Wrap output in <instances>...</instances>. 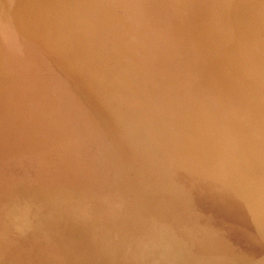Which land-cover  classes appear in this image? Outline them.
<instances>
[{"label":"rangeland","instance_id":"1","mask_svg":"<svg viewBox=\"0 0 264 264\" xmlns=\"http://www.w3.org/2000/svg\"><path fill=\"white\" fill-rule=\"evenodd\" d=\"M4 1L6 2V0H4ZM4 1H1V3H0L1 5L0 6H2V3H3L4 4L3 7L4 8L7 7L8 8L7 10L8 11L11 10L13 13L16 12L15 9H17V11H20L19 7H18V6H20L19 5L20 2L22 3V5L25 4L24 8L26 9L25 11H27V13L26 12H22V14L24 13L23 18L24 17H26L27 19L29 18V20L23 19V20H25L24 22L27 21L26 22L27 24H29L28 22L31 20V18H32V20L35 19V18L36 19L40 18L42 24L40 23V20L38 21V23L43 25V26H40V29L38 27L40 24H34V22L37 23L36 19L34 20V22L30 21L32 23V25L35 26L34 28L31 25V23L29 24V27L25 26L26 24H24V26L22 27V24L20 25V23L18 21V23H19L18 25H20L19 26V30L21 31L22 34L26 33V36L24 34L25 38L28 41L30 39L32 41L33 45H36V44H34L35 41L37 40L35 38L39 39L38 36H40V35L43 36L44 32H45L46 36L45 37L43 36V37L45 38V40L47 39L48 42L46 44L44 39L41 37L43 42H41L42 40L40 41V39H41L40 38L39 41H36V43L37 42L39 43V44L37 43L38 44L37 46H40V45L42 46V44H43V46L46 47V45H49L48 43H50L49 39H51V37L50 38L47 37L48 35L46 34V32L47 31L49 32V30H51V28H53L52 29L53 32L51 30V32H49V36H51V34L55 35V36H52L53 38L55 37L54 39L52 38V40H55L58 37L60 38V36L63 35L62 37L65 38V40L62 39V37H61L60 39L58 38L59 40L56 39L55 40L56 42L55 41H51V43L54 42L53 43L54 47H55V45H57V47H55L57 52L55 51V49H53L54 47H53L52 44L49 45L50 47L52 46V48H50L49 46H47L46 48L44 47V48L46 50H48V53H49V51H51L53 49L55 52L53 53V51H51L50 53L54 54V55L53 54H51V55L54 57L55 54H56V56L59 57L58 59H60V61L63 58L61 53H63L64 56L66 54H68V53H71V56H72L71 58L72 59L78 58L77 60H72L71 61V59L69 60L70 56L66 55L68 57L65 56L62 61L65 62L66 58H67L66 61H68V60L70 61V62L69 61L65 62V63H67L66 65H69L68 66L69 67L68 68L69 72L68 71L65 72L67 68L64 67L65 63L62 62V64L64 63L63 64L64 70L60 69V71H59V68H58V72L59 73L58 72L57 73L59 75L61 73L63 75L65 74V76L68 73L69 76H66L67 82H68V85H70L69 87H70L71 91L73 92L72 94L74 96V99L76 98L75 99V101L77 102L76 104H77V106H79V108L80 107L83 108V106L85 107L83 109L86 110V113L88 114V117H89L88 120L90 119L91 121L89 120L88 132L87 133H84L83 131H82V133L80 132L81 140L79 141L78 145H75L76 147L73 149L75 151V155L79 158V160L81 161L82 164L85 163V161L89 162V168L85 167L87 170L84 171V173L81 174L78 177L79 181L75 180L73 183H67V184L60 183L59 185H54V186L46 185L45 186V185L41 184L40 182H33V181L32 182H28L26 180H21L20 179L21 177H19V175L17 177L18 178L17 180L14 177L13 178L10 177L11 179H9L6 175H4L2 172H0V179H1V181H0V238H1L0 239V245H1L0 250L2 251V253L0 251V264H76V262H77V264H264V236H262V235H264V229H262V230L260 229L261 226H262V228H264V207H261V206H264V200H262V199H264V182H261L262 180H264V174H262V173H264V168H261L262 166H264V160H262L260 162L261 155H264V149H262V148H264V145H261V144H264V141H262V140H264V138H261L262 140L260 141V143L259 142H254V145L252 144L249 147H244V148L241 149V148L236 147L235 144H233L232 140H228L226 138H224L222 140V138L217 136L219 134L214 132L215 134L213 133V136L211 138L212 140L210 139L211 142L209 141V143H207L208 148L210 147L209 149H211V151L207 153V152H204L203 150L193 149L194 146H195L194 142L191 139L185 137V135H184V138H185V140H184V138H181L183 136L179 135L178 132L175 131L176 130L175 128H177V127H181V129H185V128L188 127V123H187L186 119L184 120L182 118L183 115L187 116V118H189V117H193L194 118L195 117L196 119L195 118L194 119L190 118V119H193L195 121L198 119V121H200L199 123L207 124L206 122L208 120L209 114L212 113V111H213L212 108H213L214 105L219 104L223 100L227 101L229 98L231 99L230 96H232V99H233V97L234 98L239 97V99H243L242 96H239L240 92L237 91L238 89L237 90H235V89L231 90L232 86L230 84L232 83L233 85L235 84V86H236V84L239 83V84H237L236 87H242L243 79L244 80H249V81L251 80V78H246L247 76L243 77L239 71L234 70V67L231 66V70L226 72V73H224L225 77L221 78V80H217L218 81L217 84H219L218 87H222V88H220L218 91L214 90L215 86H211V80H210V79H213V78L211 76H209L210 74H209V72H207L208 71V67H206V65H203L201 62L196 61L195 57L198 58V55H195L193 53V47L190 49V43H192V42L187 40V37L185 36V33H184L185 30L181 29V27L184 28V25H185V23H183L182 21L185 20V19L189 20V17L186 16L187 15L186 11H185L186 9H184V7L188 3L187 0H175L174 2H172L171 3L172 4L171 12L170 11L168 12L169 7H168V3L166 2L167 0H143V1L141 0L142 3H141L140 0H131V1L130 0H120V2H119V0H117V2H119L118 5H115L113 0H108V1L107 0H103V1L94 0L93 2H95V3H96V1L98 2L97 4L92 2L94 4V6L98 5L97 6L98 10H96V8L93 5L92 6L94 8L90 5L91 4V2H90L91 0L90 1L88 0L89 5H88L86 0H83L85 2L82 1L81 3H80V0H79V2H78V0H68V1H70L71 4H72V2L73 3L76 2L77 4L76 3L75 4L78 7V9H76L77 8L76 6L73 7L75 4L71 5V4H69V2L67 0H64V1H66L65 2L66 5H64L63 0H59V1L55 0L56 3H54L55 2L54 0H53L54 2L52 0H47V1H50V2H47L48 4L46 3V0H43V1H41V0H35V1L34 0H27V1H29V3L26 2L25 0H19L20 2L17 1L16 2L17 4L15 3L16 0L15 1L14 0L13 1L10 0V2H8V0H7V5H6V3ZM24 1H25V3H24ZM30 1H32V3H30ZM38 1H39V3H38ZM60 1H62L63 3L61 4ZM121 1H123V2H121ZM34 2H36V3H34ZM41 2H43V3H41ZM102 2H105L104 3L105 5L107 4V6H108V7L106 6L107 8L110 7L109 9H110V11L112 13L115 11L113 13L114 15H118V16L120 15V17L117 18L116 16L112 15V13L109 12V9H107L105 7V5H104V7L102 6L103 5ZM129 2L130 3L133 2V3L130 4ZM8 3H11L10 4L11 5V9L10 10H9L10 7H8L10 5ZM84 3L87 4V5H85ZM108 3H110L111 5L110 4L108 5ZM140 3H141V6H142L140 8V10L142 12V13H140V15L141 14H146L148 16V19H145V18L141 19V18H138V17L134 18V17L130 16V12H129L130 7H132V5H135V7H137L138 4L140 5ZM26 4H28V5L30 4V5L28 6ZM44 4H46V5H44ZM56 4H58V5L56 6ZM59 4H61V5H59ZM83 4L86 7L91 6L92 7L91 8L92 11L93 10H96V11H93V12L91 11V13H90L91 9L90 8L86 9V7H84ZM16 5H17V7H16ZM34 5H35V8L33 7ZM36 5L39 6V10H38ZM41 5H43V6H41ZM62 5H64L65 8ZM67 5L69 6L71 12L67 11V10H69ZM80 5L83 7L82 8L83 10L81 9ZM30 6L32 7L31 13L29 11L30 8H31ZM120 6L123 7V9H120L121 8ZM3 7H0V11L2 13L7 12ZM12 7H15L14 8L15 11L13 10ZM21 7H23V6H21ZM219 7H222V5L219 2L218 3H217V1H215L214 3L212 2L211 6H209V9L211 10L210 13L216 12V8H219ZM63 8H64V10H63ZM66 8H67V10H66ZM102 8L103 9L105 8V10H103ZM33 9H35V10H33ZM44 9H45V11L48 9L46 11L47 13H49V10H51V9H52L53 12L50 11L52 13H50V15L48 14V16H46L47 13L44 11L46 14L42 16V13L40 11L43 12ZM80 9H81V11H79ZM84 9L87 10L85 12L86 14L83 12V11H85ZM99 9H100V11H99ZM118 9H119V11H118ZM65 10H66L67 13L64 12ZM75 10L79 11L80 12L79 13L80 16H82V17H80V16L78 17L77 15H74L77 12ZM236 10L238 12L242 11L239 7L236 8ZM34 11H36V12H34ZM59 11L61 12L60 15L63 14V16L56 17L53 13L56 12L55 14L59 15ZM72 11H74V12H72ZM1 12H0V14H1ZM87 12L90 13V15H88L89 17L93 16V15H91L93 13L97 17L94 16L93 19L94 18L95 19L92 20V18H88ZM95 12H96V14H95ZM116 12H118L119 14H117ZM28 13H30L31 15H28ZM35 13H36V15H35ZM71 13H73V14H71ZM83 13H84V15H81ZM108 13L109 14L111 13L112 18H113V16H114V18L113 19L110 18V15ZM25 14H27L28 16L25 15ZM37 14H38V16L41 15L42 17H44V16L45 17L43 19H41L42 18L41 16L39 18H37L38 17ZM52 14L57 19L51 20V19H53ZM68 14L71 16V18H70V16H68ZM164 14L167 16V19L165 18V16H163ZM205 14L206 13H204L202 10H200V12L197 13V22H196L197 30H199V28H203V26H204L203 24L204 23L202 24L201 19L203 21H206V15L207 14L206 15ZM241 14H243V12ZM108 15H109V18H106V16L108 17ZM214 15L213 16L211 15V17H213L215 19L216 17H214ZM13 16H16V15L13 14ZM17 16L19 17L18 13H17ZM17 16H16V18H17ZM72 16H74L73 18H75V19H73ZM83 16L86 17V18L84 19ZM46 17H48L49 19L46 18ZM66 17H68L71 20H69L68 18L66 19ZM77 17L80 18V19H78ZM104 17H105V19H112V20H110L112 22H113V20L115 18H116V20H118V19H120V20H118V22L115 23V25H113V24L111 25L112 22L106 21L104 19ZM121 17L124 20H122ZM153 17H154V19H153ZM60 18H62V19H60ZM81 18L84 21L83 20L80 21ZM72 19H73V21H72ZM89 19H90V21H89ZM165 19L167 20L166 21L167 23L165 22ZM43 20L47 21V25L51 21H53L52 24L53 25L55 24V25L53 26L50 23L49 24V25H51V28H50V26L46 25V21L44 22ZM48 20H50V21H48ZM56 20H59V22H57ZM65 20L68 21V22H65ZM76 20H77V22L80 21V25H79V22L78 23L76 22L77 24L75 23ZM85 20H87V22L89 21L90 23L89 22H88L89 24L85 23L86 22ZM116 20H114V21L116 22ZM215 20L219 21L220 19L218 20L216 18ZM71 21L74 22L73 25L75 24L78 27H75V25L74 26L72 25L73 26L72 27L70 25V24H72ZM91 21L94 23L95 26L93 25V23H92L93 27L90 25ZM101 21H102V23H101ZM119 21L121 23V26H120V24H118ZM43 22H44V24H43ZM69 22H70V24H69ZM124 22H126V23H124ZM175 22H177L179 24V26L181 25L180 26L181 35H177V38H179L178 40H177V38L174 39V43H175L176 47L174 49H172L171 45H170V43L168 41L169 38L166 39V40H165V38H167L170 35L171 31L172 32L175 31L174 30L175 29V25H174ZM220 22L221 21H219V23L215 22V24H219L221 27H223V25ZM0 23L4 26V27H2L4 29V31H6V30L7 31L8 30L12 31V29L14 31L15 27L13 28L11 26L12 25L11 23H8V22L3 21V20H0ZM60 23H61V26H60L61 27V30H60L61 32L58 33L57 31L60 29V27H59ZM65 23H68V25H66ZM56 24L58 26H56ZM62 24H63L64 27H66V28L68 27V28L64 29ZM84 24H86L85 27H84ZM109 24L111 25L112 28H114V30L111 27H109L110 26ZM129 24H131V25H129ZM87 25H90V27H87ZM98 25L101 26V27L104 25L103 26L104 28L103 27H102V29L101 28H97V27H99ZM118 25L123 29V31L120 30L121 28L119 29ZM150 25H151V27H150ZM55 26H56V29L58 27L57 30L55 29ZM128 26H130V27H128ZM179 26L176 25V28H178ZM37 27H38V29H37ZM70 27H71V29H69ZM108 27L110 28V32H109ZM116 27H118L117 30H119L120 34L118 33L117 30H116L117 32H115ZM126 27H128V29ZM24 28H25V30H24ZM31 28H33V29H31ZM76 28H77V30H76ZM80 28H81V30H80ZM83 28H85V30ZM93 28H94V31H93ZM105 28H107L106 29L107 31H105ZM141 28H142V30H141ZM151 28H153V29L151 30ZM30 29L33 30V31H30L31 32L30 33L31 36H30L29 33H27V32H29L28 30H30ZM34 29H36V30H34ZM126 29H127V31H126ZM131 29H133V30H131ZM19 30L16 29V31H19ZM39 30H40V32H39ZM41 30L44 31V32H42ZM62 30H64L65 33H66V31H68L67 34L65 35V33ZM88 30L89 31L92 30L91 32H93V33L89 32ZM99 30H101V32H99L98 35H97L96 33ZM102 30H103L104 33L102 32ZM22 31H26V32H22ZM34 31H36L35 32L36 34L34 33ZM73 31H76V34ZM95 31H97V32H95ZM111 31L113 32V34H112ZM120 31H122V32H120ZM41 32L43 33V35H42ZM69 32L72 33V38H71V34ZM77 32L79 34L81 33L80 35L82 37L85 34H87L88 36L85 35V37H83L84 39L82 37H81L82 39H80V36H79V34ZM128 32L130 33V36H129ZM37 33H39L40 35L37 34ZM68 33H69V35H68ZM102 33H103V35H102ZM105 33L107 35L106 37L108 38V41H107V38L105 37ZM91 34H93L92 37L90 36ZM108 34H110L112 37L111 36L108 37ZM114 34L115 35L119 34V35H118V37L117 36L115 37ZM36 35H38V36H36ZM73 35H74V38H73ZM32 36H34L33 39H32ZM68 36L70 38H68ZM78 36H79L80 40L78 39ZM94 36H96V37H94ZM101 36L105 38V41H107V43L108 42L109 43L107 45V43H105V41L103 40L104 38H102L103 43L105 45L101 42V43H99L101 48L99 47V48L95 49L97 47V45H98L97 43L100 42V40H101V38H99ZM120 36H121V38H120ZM124 36H126L125 38L128 37L129 39H126V40L122 39V37H124ZM86 37L88 39H86ZM110 37H111V39H109ZM198 37H200V39H203L204 35L201 34ZM92 38L94 40L97 38L98 42L95 40L94 43H93V41H90V39L92 40ZM70 39L71 40L73 39L72 40L73 43L76 40L77 45H76V43L73 44L72 42H70L71 41ZM77 39L79 40L78 42H77ZM10 40H12V39H10ZM60 40H63L64 43H66L65 41H68V43H66V45H65ZM83 40L85 42L87 41V42L91 43V45L88 47L87 45H89V44L83 42ZM150 40H152V41H150ZM57 42H58V44H57ZM80 42H81V44H84V43H85V45L87 44L86 46L84 45V47H86V48L88 47V48H90V50H87L88 48L87 49L85 48L86 49L85 50L83 48V45L79 46V48H77L78 49L77 50L76 47L78 45H81V44H79ZM122 42H124V43L122 44ZM131 42H132L134 47L132 46ZM140 42H141L142 45L140 44ZM60 43H61V45H60ZM117 43H118L119 46L117 45ZM126 43L127 44L130 43V44L127 45V47H126ZM134 43H136V44L134 45ZM181 43H185L186 45L188 44L187 45V50H186L188 55H185L183 52H182L183 54H180L178 52L181 49L180 48L182 46ZM67 44H69V45H67ZM70 44H71V50H70V48H68L70 46ZM58 45L60 47L62 46V48H63V45H64L65 46L64 48H65L66 51H68V53H65L66 51H64V48L62 50V48H60ZM137 45H138V47H137ZM140 45H141V48L138 49ZM172 45H174V44H172ZM93 46H96V47L94 48ZM104 46H106V47H104ZM107 46H108L109 49H107ZM110 46L112 47V49H111ZM120 46H122L124 49L126 47L125 51H127L128 54H127V52H124L122 47H120ZM131 46H132V48H131ZM91 47L93 49H95L94 51H96L95 53H97L96 55H98V57L97 56L96 57L98 59L96 57H94L95 54H92V53H94V51L91 53V51L93 50ZM118 47H119V50H118ZM136 47H137V49H134ZM72 48L74 50L76 49V51H74ZM102 48H104V49H102ZM58 49H59L60 54H61V55L58 54L59 56L57 55V53H59ZM104 50H105V52H104ZM106 50H110V51H106ZM113 51L114 52L117 51V53L121 51L122 53L120 52L118 54L117 53L114 54ZM129 51H131V53ZM86 52H87V55H86ZM101 52H102V54H101ZM81 53H83L84 55L80 56ZM109 53L110 54L112 53L111 56H112L113 60L111 59V56L109 55ZM99 54H101V55H99ZM91 55H93V56H91ZM102 55L105 58H106V56L109 55L106 58V60L108 58L109 59L107 61L106 60L103 61L102 60V58H103ZM61 56H62V58H61ZM99 56H101V57H99ZM113 56L115 57V60H114ZM136 56H139L138 59L136 58ZM80 57L82 58V61L79 60ZM83 57H85V58H83ZM90 57H91V60H93V62L90 61ZM93 57L96 58L97 60L93 59ZM117 57L119 58V60H118ZM133 59H135V60L137 59V62L134 61ZM78 60L81 63H78ZM85 60H88V62L85 61ZM120 60H121L122 63L120 62ZM185 60H187V61H185ZM74 61H76V62H74ZM94 61H99V63L96 62V65L98 64V66H96L94 64L95 63ZM108 61L110 63H108ZM124 61L126 63L125 64L126 66L123 64ZM139 61H140V63H139ZM191 61H192V65L189 66L187 63L191 62ZM73 62H74V64H73ZM92 63H93V65L96 68L94 66L93 67L91 66ZM103 63H104V65H102ZM111 63H112V65H110ZM119 63H120V65H119ZM85 64H86L87 67L85 66ZM100 64L104 68H108L109 72H106L107 70L106 69L104 70V68L101 67ZM70 65H71V67H70ZM99 65H100L101 68L99 67ZM73 66H76L78 68L73 67ZM164 66H166L167 68L164 69L165 68ZM85 67H86V70L88 68V70L86 72H85ZM70 68H72L73 71L70 70ZM75 68L78 69L79 71L82 70L80 72L81 74H79V72H77L78 70H76ZM110 68H113V69H110ZM95 69L97 70V73H96ZM101 69H103V71H101ZM116 69H117V71H116ZM75 70H76V72H75ZM91 70L93 71V74L91 73L92 75H94V74L96 75L99 72H101V73H103V72L105 73L106 72L105 75H104V73L102 74L106 78L104 76H103V78L100 77V76H102V75H100L101 73L99 74L100 78L98 77V75H96L97 77L91 75L93 78L92 77H87V76H90L89 71H91ZM71 72H72V74H71ZM83 72H85V73H83ZM73 73H74V75H73ZM87 73H89V74L87 75ZM108 73H110V74H108ZM261 73L257 77V79H259V80H260V77H261ZM8 74L10 76V73H7L6 75H8ZM82 75H84V76L82 77ZM119 75H121V76H119ZM162 75L163 76H167V78H169L167 80H168V83L171 86L175 85L174 87L176 88V91L174 92V94H176V96H177V97L175 96V98L177 99L179 97L180 98V102L177 101L178 99L177 100L175 99L177 101V103L174 104L173 106L176 109H174V107H171L172 104L171 105L168 104L169 107L166 106V105H163V108L166 109V111H164L163 108H162V110L164 111V114H165V112L168 114L167 111H170V109H171L172 112H170V113L172 115H168L167 117H163L162 118V119H165V118L167 119V120L165 119L166 123L164 121H162V119H161L162 124L161 123L159 124L160 120H159L158 123L156 122V124H155L154 122H152V120L155 121V119L151 118L152 115H153V113H151V112L155 113L156 111L153 110V109H156V108H153V107H157L158 108V106H159V104L161 102H159V100L157 99L158 94H157L156 89L158 87L157 88L154 87V85L151 84L152 81L149 80L147 77L153 78L154 82H157L158 78H160V76H162ZM9 76H7V77H9ZM73 76L77 77L78 81L77 80L73 81L74 79H76ZM70 77H73V79L70 78ZM86 77L87 78H91V80H93V79L95 80V81H92V82L89 80L91 82V83L89 82L91 84V86L94 85V83L96 85L97 82H98V84H101V86L99 85L100 92L101 91L104 92V90L106 89L104 87L105 89L103 90V88H102V86H104L103 84L105 83V86L107 87V86H109L108 83L110 81V82H112L111 83L112 86L110 85L111 88H110V86L107 88L108 89L107 92H109L110 95L111 94L113 95L116 92H118L116 90L119 87V89H120L119 93L120 94L116 93L114 96L117 97V98L116 99H115V97H113V99L111 98V101H112L111 102L109 97H112V96H109L107 92H104V93L101 92V94H98L99 93L98 92L99 91V87L95 86V85L93 87H91V86L89 87L90 84L88 83V81H86ZM97 78L100 79L101 81L100 80L96 81ZM111 79H114L115 82L112 81ZM255 79H256V77H255ZM104 80H106V82H104ZM81 81H83V82L86 81V83L84 84ZM74 82L76 84L79 83V85L81 83V85H83V87L81 85H80V87H82V88L78 87L77 86L78 84L76 85ZM116 82H117V84H116ZM147 82H149V86L150 87L148 86ZM113 84H115V85H113ZM113 86L115 88H117V89H115V91H116L115 93L113 92L114 91V87ZM95 87L96 88L98 87L97 88V92H98L97 94L95 92L96 89H93ZM151 87H152V89H151ZM112 88H113V90H112ZM142 90L148 91L147 94H148L149 97L151 96L152 101H153V103L150 104V106H148L146 109H144L146 107V106H144V105H146L144 103H146V102L144 100L145 98L142 97V96H144V92ZM138 93H139V95H138ZM93 94H95V95H93ZM117 95L120 97V100L118 99ZM242 95H245V94H242ZM137 96H139V97L141 96L142 98H140V99H143V100L141 101ZM124 97L126 99H128L130 104H126V103H128L127 100H126V103L123 104L124 101H125ZM122 98H124V101H123ZM135 98H138V99H135ZM107 99H109L110 102ZM121 99H122L123 103H121ZM136 100H139V101L137 102ZM143 101H144V103H143ZM79 102H81V103H79ZM158 102H159V104H157ZM137 103H138V105H137ZM141 103H143V105ZM178 103H179V106H177ZM0 104H1V101H0ZM131 104H133V106H130ZM161 105H162V103L160 104V107H161ZM151 106H152V109H151ZM203 106L205 108H203ZM132 107H134V108L132 109ZM178 107H179L180 112L181 113L184 112L185 114L181 115V114L177 113ZM137 108H140L139 111L137 110ZM150 109H151V112H149ZM146 110H148V111H146ZM198 110H200V111H198ZM1 112H2V114H1ZM1 112H0V114L3 116V120H4L9 115L8 114V108L3 110V111L1 110ZM140 112H141V117H140V114H139ZM146 112H147L148 118H144L143 121H145V123L147 125L144 126V129H143V125H145V124H143L144 122L142 121L141 118H143L142 115L144 113H146ZM148 112L150 113L151 117H150V115H148ZM201 112H203V113H201ZM4 114H6L7 116L5 117ZM120 114H121V117H120ZM167 114H165V115H167ZM1 115H0V118L2 119ZM138 116H139V119L142 122V124L140 123L141 126L138 123V121H139ZM143 116L145 117L146 115H143ZM174 116L176 117V119H175ZM149 117H150V119H149ZM9 118H10V116L7 117V119H5L4 122L6 120L8 121ZM150 120L153 123V125L155 124L154 125L155 128H157V130L156 129L153 130L154 133L152 132L154 135L158 134L157 136H155V137L158 138L157 140H156L155 137H154V139L153 138L149 139V138H151V134H152L150 132V131H152L151 128H154V127H152V123L150 122ZM169 120H170V122H169ZM182 121H184V122L182 123ZM150 123H151V128L148 127V126H150ZM167 123H168V126H167ZM178 123H179V125H178ZM185 123L187 124L186 126L184 125ZM181 125H183V126H181ZM125 126H127V127H125ZM145 127H147L148 132H147ZM159 127L164 129V130H162V129L160 130ZM168 127H169V130H171V131L174 130L176 132V133H174V135H176L175 136L176 138H174L172 136L175 139L176 142H178V140L179 141L183 140L184 142L181 141V142H178L176 144L175 141L171 140L173 138L171 137V134L168 131ZM182 127H184V128H182ZM86 131H87V129H86ZM156 131H157V133H155ZM165 131L167 132V134L164 133ZM177 131H179L181 133L179 128H177ZM146 133H148V134H146ZM149 134H150V136H149ZM165 134H166L167 137L165 136ZM109 135H113L115 138H110L109 139V137H108ZM177 137L180 138V139H178ZM159 138H160V140H159ZM113 139L116 140V143H114L112 141ZM168 139H169V141H168ZM150 140H154V141H150ZM156 141H158L159 144L161 142V144H160L161 146ZM187 141H188V143H187ZM149 142H150L151 145L149 144ZM153 142H155V143H153ZM182 143L183 144L185 143V145H183ZM162 145L167 146V147H169V145H171L173 147L170 146L171 149H170V147H169V149H167V147H166L165 148L166 150H165ZM256 145H257V147L259 145H261V146H259V149L262 147L260 149L261 151L260 150L256 151V148H257ZM174 146L176 147V149L177 148L179 149V147L181 146V149H179L180 151L178 149H177L178 151L173 150L174 153H175V151H176V153L178 152V154H176L177 156L172 153V149L174 148ZM252 146H254L252 149H254L257 154L260 151V153L258 154V156L260 155V157H258L256 155V153H254L255 155H251L253 152H255V151H252V149L250 151H247ZM189 148L192 151H195L198 154H194V152H191ZM40 150H42V149H40ZM164 150L166 152H168L167 154L170 153L169 155L171 157L172 156L174 157V155L176 156V158L179 157L177 159H175L173 157L171 158L172 161L174 159V164L171 165V163H173V162L170 161V158H168L170 156L165 154L166 152ZM218 151H222V152H218ZM179 152L182 153L183 155L180 154ZM186 153L187 154L188 153L191 154L190 155L191 157L189 156V154L187 155L188 160H190L189 162L193 163L192 162L193 160H194V162L196 160H198V161H196L193 164L190 163V167L188 165L189 162L187 161L186 156H185ZM163 154H164V156H163ZM193 154H194V156H193ZM181 155H182V157H184V156L185 157L182 158ZM197 155H199L198 156L199 159H196ZM3 156H5V154ZM193 157H195V159H193ZM178 159H179V161H180V159H182L181 160L182 163H183V160L186 159L185 162L187 161V163H188V164L186 163L188 165V166H185V167H187L186 169L183 170V168H180V169L183 170L184 173L182 172V170L174 171V170H176L175 168L178 167V164L183 165L181 163V161L179 163L176 162V161H178ZM191 159H193V160H191ZM254 159H256V160H254ZM262 159H264V156H262ZM224 160H226V161H224ZM166 161H167V163L170 161L171 162V163H169L170 165L169 164L166 165ZM216 161H217V163H216ZM200 162H203V163H200ZM223 162H225V163H223ZM231 163L234 166H231L232 165ZM239 163H242L241 166L242 165L243 166L241 167L239 165ZM5 164L6 165L9 164L8 168L10 167V163H8L6 160H4L3 158L0 157V165H2V167H3ZM175 164H177V165H175ZM196 164L198 165V167H200V169L198 168V170H199L198 175H196L197 171H195V170H197V168H196L197 165ZM213 164L214 165L218 164L219 167L217 168V166H215V168H214ZM224 164H227V165H224ZM173 165H175L174 168L171 167ZM210 165L212 166V168H210L211 167ZM165 166H166V168H165ZM224 166H225V168H224ZM180 167H182V166H180ZM194 167H195V170H194ZM213 168H214V171H213ZM229 168L231 169V171H230ZM19 169L22 170L21 167H19ZM23 169H24V167H23ZM26 169L28 171L30 170V172L32 171V169L28 165H26ZM171 169H172V171H170ZM203 169H205V170L203 172L204 174L202 175L201 172L203 171ZM249 169H251V170H249ZM222 170H224V172ZM243 170H244V173H243ZM187 171L189 173L188 175L191 174L190 172H192L191 175H193L195 173V175L197 176L199 181H198V179L196 180V178L194 179L195 175H193V177H191V175L188 176L187 173H186ZM209 171H211V172H209ZM170 172L172 174H170ZM175 172L176 173L178 172V174L180 173V175L184 174L183 175L184 177L178 175V176L182 177L184 181L182 179L181 180L178 179L180 181V183H179V181H177V178H176L178 176L176 175ZM215 173H217V174H215ZM245 173H246V175H245ZM219 174H222V175H219ZM225 174L226 175L228 174L230 176H226ZM1 175H2V177H1ZM175 175H176V177H173ZM210 175H211V177H210ZM217 175H218V177H217ZM223 175L227 177L228 181L224 180V179H226V177H224ZM236 175H237V179H236ZM243 175H245V176L243 177ZM185 176L186 177L188 176L187 177L188 181L185 180V178H186ZM167 177L169 179H167ZM171 177L174 178V180L176 178L175 181L172 180L173 184L170 183L171 179H172ZM180 177H178V178H180ZM189 177H191V178H189ZM228 177L230 178V180H229ZM159 178H160V180H158ZM222 178H224V179H222ZM239 178H242V179H239ZM189 179L192 182L189 181ZM218 179L221 182H219ZM9 180H11V182H9ZM13 180H14V182H13ZM205 180H206V182H205ZM239 180L240 181L242 180V181L240 182ZM231 181H232L233 185L231 184ZM159 182L162 183L163 185L159 186L160 185ZM188 182L189 183L191 182L192 185L191 184L189 185ZM207 182H209L208 184H211V185L213 184L212 185L213 188L215 187L214 189L217 190V191H215L211 187V189L213 191L218 192L216 194H215V192L214 193L212 192V194H213L212 196H214V197L216 196L215 198L217 199V201H219L218 202L219 204H217V203H215L216 205L214 204L216 199H213L214 197L211 196V191L212 190L210 189V186H208ZM217 182H218V185H217ZM233 182H236L237 184L233 183ZM242 182H244V183L242 184ZM248 182H249V184H247ZM177 183H179L181 185H179ZM183 183H184V185H183ZM195 183L197 184L196 186H195ZM239 183H240V185H239ZM203 184H207V185H203ZM220 184H221V187H220ZM235 184H236V186H234ZM173 185H175V186H173ZM187 185L190 186L191 188L192 187H195V188L194 189L192 188L191 191L189 190V191L185 192V190H186L185 188H186ZM19 186H20L21 190H23V188H24L27 191L25 190V193H22L24 191L20 192V188H18ZM30 186H31V188H30ZM35 186H36L37 189L34 188ZM166 186H167V188H166ZM180 186H181V188H180ZM226 186H227V188H226ZM190 187H188V188L190 189ZM201 187L202 188L204 187L203 188L204 190ZM207 187H209L208 189H210V190H206ZM223 187H225L227 189V190L225 189V192L226 191L229 192V193L231 192L230 195L227 194V192H226V194H224L225 192H223V194H222V189L224 191ZM233 187H234V189H233ZM42 188H43V191L45 193L42 191ZM188 188H187V190H188ZM34 189H36V190H34ZM49 189H51V191ZM174 189H176V190H174ZM180 189H182V190H180ZM200 189H201V191H200ZM229 189H231V190H229ZM244 189H245V191H244ZM258 189H260V192L258 191ZM45 190L46 191L49 190V191L46 192ZM56 190H58V191L61 190L59 192H60V194L62 192L63 193L62 195H64V196H67L70 193L71 194L73 193V195H72L73 198H72V196H70L71 194L69 195L70 197L67 196V198H70L71 201H73V202L69 203L71 205H69V204L64 202L65 204L63 203L62 207L65 206V208H62V207H59L60 203L57 204L56 201L52 202L51 200H49L50 202L49 201L47 202V199H50L49 195L52 194V193H56L55 192ZM66 190H69L70 193L67 194L66 192H68V191H66ZM70 190H72V191H70ZM159 190H161V191H159ZM165 190H166V192H165ZM192 190H193V192H192ZM36 191L38 192V194L41 192L42 193L41 196H39L40 194L38 195ZM63 191L64 192L66 191V192L64 193ZM79 191H81V193H83V197L81 196L82 194ZM198 191H200V193H197ZM219 191H221V192H219ZM242 191H243V193H242ZM18 192L20 193V195H19ZM31 192H32L33 195L31 194ZM34 192L36 193L37 196L35 195ZM194 192H196V193H194ZM201 192H203L202 193L203 197H200L201 196ZM204 192L207 193L208 195L209 194L210 195L204 197V195H207ZM232 192H233V196L235 195L234 197H236V198L231 196ZM47 193H49V194H47ZM184 193H186L189 196H187L186 194L184 195ZM24 194H26V196L27 195L29 196L30 194L31 195L28 198V196L26 197ZM76 194L77 195L81 194L80 195L81 197L80 196H76ZM182 194H183L184 197H181ZM195 194L197 196H195ZM245 194H246V196H245ZM42 195H44L46 197L44 198V196H42ZM198 195H199V197L201 199L197 198ZM15 196H16V198H15ZM31 196L33 198L30 199ZM160 196H161V198L159 199ZM221 196H223V197H221ZM37 197L38 198L40 197L39 199H41V197H43L42 200H41L43 202H40V203L38 202L39 204H37V202H34V200L32 201V199L37 198ZM188 197L192 198V200H193L192 203L193 202L195 203V201H196L197 204L199 203V205L194 204V203H193V205H192V203L190 204L191 200H190L189 203L184 204V203L188 202L187 201ZM206 197H207V199H205ZM217 197H219V198H217ZM225 197H226V199H225ZM227 197H229V199L232 197L231 198V202L233 201V204L232 203H230V204H232V206L235 209L233 208V210H232V207L230 208L231 205L228 204L230 202V200L227 199ZM21 198H22V200H21L22 203H20V199ZM63 198H65V197H63ZM190 198H188V199H190ZM222 198H224V200ZM233 198L235 199V201L233 200ZM146 199L147 200L149 199L148 202H146L147 201ZM183 199H186V202H184ZM195 199H197V200L199 199L200 201L203 200L202 201L203 204H205V203L206 204L205 205H203V204L200 205L201 202L199 200L197 201ZM204 199L207 202L210 199H212L211 200L212 202L209 201L210 203H207L206 201H204ZM241 199H242V201L243 200L244 201L242 202ZM246 199H248L249 202ZM9 200H10V202H9ZM159 200L162 201V203H160L162 205H159V202H160ZM228 200H229V202L226 203ZM238 200H239V202L241 201L240 204L241 203H243V204L245 203L246 206H244L245 204L244 205L243 204H241V205L237 204V203H239V202H237ZM15 201H16V203L18 202V204H19V205L17 204L16 207H15V204H14ZM29 201H30V204H29ZM83 201H84L85 204L84 203L81 204V202H83ZM163 201L165 202V204H163ZM33 202L36 203V204H32ZM44 202L50 203V207L49 208L52 209V210H49V208H48L49 204L48 205H47V203L44 204ZM222 202H223V204H221ZM11 203L14 206H12ZM53 203H56L57 205L54 204L55 205L54 206ZM150 203H152V204H150ZM224 203L226 205H228V206H226ZM234 203H235V205H234ZM20 204H22V206ZM23 204H24V206H23ZM78 204H80L81 207ZM207 204H209L210 206L209 205L207 206ZM220 204H221V207H220ZM247 204H248V207H247ZM35 205H36V207L38 206V208H36ZM42 205H43V207L45 206V208H43ZM51 205H53V208H51L52 207ZM74 205H75V207H74ZM77 205L80 208H82V210L79 207H77ZM157 205L159 206V208H158ZM202 205L205 206V208L203 207V210L205 212L203 210H201L202 209ZM212 205H213V207L216 206L213 210L211 209ZM217 205H219V207ZM223 205H225L226 207L230 208L231 211L236 210V213H238L239 209H240L239 211L241 212V207L243 208V210H245V213H246V211H248V213L250 214L251 218L253 219L252 221H254L255 224H256L255 226H253L254 225L253 223H251V222L249 223L254 228H257V231H255V229H254L255 237H252V238H250V237H238V238L234 237V236H232L231 234H229L227 232V230L224 228V226H220V224H217L218 220L217 221L216 220H212V219H216V218L218 219V217H219V220H220V218H221V216L219 215L220 213H221L222 216L224 214H225L224 216H226V215H229L231 213V212H229L230 209L227 210L228 208H226ZM56 206H57V209H60V210L62 209L61 211L63 213V217H62V213L59 210L57 211ZM70 206H72L73 208L70 207ZM163 206H166V207H163ZM172 206H173L174 209L171 208ZM184 206L187 207V208H185ZM193 206H198V207L201 206V207H199L201 213H198L199 212V208H197V207H195L196 209L195 208H190V209L188 208V207H193ZM206 206L208 208H206ZM254 206H255V208H254ZM67 207H69V209H66ZM217 207L220 208L221 211L225 210V208H226L227 211L226 212L224 211V214H223L222 213L223 211L222 212L219 211ZM33 208L36 209V210H38V209L39 210L36 212V210H33ZM47 208H48L49 211H52L53 213L49 212L47 210ZM175 208H177V211H176ZM209 208H210V211L208 210ZM222 208H224V209H222ZM237 208H238V210H237ZM11 209H13V210L15 209V214L12 213V215L14 214L13 216H18L19 217L20 214H21L20 217L23 216L22 218L19 217L22 220V221H20V223L22 222L21 224L18 223V225L20 224L19 227H18V225H15L16 223H14V222H17V221L19 222V220H18L19 218L16 219V221H15V218H17V217L11 216L12 219L9 217L11 211H13ZM20 209H22V210H20ZM27 209H28V211H27ZM30 209H32V210H30ZM41 209H43V210H41ZM44 209H46V211H44ZM53 209H55V210H53ZM64 209H65V213H64ZM70 209L71 210L74 209L72 211V213L75 212L74 217H72L73 216L72 213L68 212V210H70ZM83 209H84V211H86L85 213H84ZM186 209H187V211L195 209L194 211H196V213L193 211V214L191 215L190 213L192 211H190V212L186 211L187 214L184 213V214H186V215H184L183 212H185ZM197 209H198V211H197ZM71 210H70V212H71ZM77 210L79 211V213H78ZM211 210H212V212L219 211V213L216 212V213L213 214L211 212ZM23 211L27 212L26 213L27 215ZM32 211L34 213H36V214L34 215ZM156 211L157 212L159 211L158 212L159 216L156 215L157 214ZM165 211H167V212H165ZM8 212H9V214H8ZM45 212H46V214H47V212H49L48 215H47L48 217L44 216V215H46ZM55 212H58V213H55ZM59 212H60V214H59ZM76 212H77V215H76ZM80 212L83 215H80ZM202 212H204V213H202ZM206 212L209 215H207ZM208 212H210V213H208ZM227 212L229 214H226ZM234 212H232L231 214L232 215L235 214ZM16 213L18 215H16ZM41 213H42V215H41ZM52 214H54V216ZM70 214H72L71 217L69 216ZM129 214H130V216H129ZM216 214L218 215V217H216L217 216ZM6 215L8 216L9 220H8ZM31 215L32 216L34 215L36 217H31ZM64 215H65V218H64ZM75 215H76V217H75ZM78 215H80L79 217H82V218H79ZM160 215H162L163 217L161 216V218H160ZM169 215H171V216H169ZM174 215H176L177 217L174 218ZM190 215H191V217H190ZM232 215H230V216H232ZM27 216H29L30 218L27 217ZM41 216L43 217V219H41L42 218ZM49 216H51L52 219ZM181 216H183V217H181ZM192 216H194L195 219L192 218ZM204 216H206V217H204ZM213 216H215V218ZM234 216H232V217H234ZM236 216L237 217L240 216V213H238ZM247 216H249V215L247 214ZM53 217L54 218L57 217V219H56L57 222H55V220H54V222L52 221L54 219ZM59 217L61 218V220H59ZM68 217L72 218L73 222L72 221H70V222L67 221ZM127 217H128V219H127ZM164 217L167 218V221L169 223L165 221L166 219ZM257 217H260L261 219L259 220V218H257ZM31 218H32V220H33V222L35 224L31 221ZM77 218H79V219H77ZM120 218H122V219H120ZM178 218H179L180 222H179ZM181 218L183 219V221H181L182 220ZM190 218L192 219V221H190L191 220ZM23 219H24V221H23ZM27 219L28 220L30 219L29 220L30 222H28ZM49 219H51V221ZM175 219H177L178 221L175 220ZM26 220H27V222H26ZM35 220H37V221L35 222ZM45 220H47V221L49 220L50 221V222L48 221L49 223H51L50 227L48 226L49 228L47 227L48 224H46L48 222L45 221ZM172 220H175V222H173ZM123 221H125V222H123ZM214 221H216V222H214ZM120 222H122L123 224L120 223ZM170 222L172 224H170ZM41 223L42 224L44 223V224L40 225ZM54 223L56 224V227L54 226L55 225ZM71 223H73V224H71ZM30 224L32 226L37 224L36 226H38V227L35 228V226H33L34 228L32 229V226L30 227ZM76 224H78V225H76ZM25 225H26L27 228L25 227ZM27 225H29V226H27ZM44 225H46L45 228L47 227V229H49L48 231L44 230L45 228L42 229V226L44 227ZM4 226H6L9 229H7ZM93 226H94V228H93ZM119 226H120V229H119ZM20 227L22 228V232L19 231L21 229ZM84 228H85V230H84ZM34 229H35V231H34ZM50 229H51V231H50ZM86 230H87V232H86ZM88 230L90 232H92V233H90V232L88 233ZM23 231L26 232V233H24ZM41 231H43L42 232L43 235H42ZM45 231H47V234L46 233L44 234ZM9 232H11L12 234L11 233L9 234ZM28 232H29V234H31L32 232L33 233L40 232L42 237L43 236L49 237L48 238L49 240L47 242L44 239H40V238L36 239V237H34L35 235L34 236H32V235L29 236ZM83 232H84V234H83ZM258 232H260V233H258ZM1 233L4 234V236ZM48 233H50V234L52 233V234L50 235ZM76 233H78V234H76ZM251 234H253V233H251ZM249 236H251V235H249ZM13 237H14V239H13ZM19 237H21V238L25 237L26 240H25V238L22 240ZM74 237H75V241H74ZM81 238H83V239H81ZM4 239H5V241H3ZM8 239H10L11 242ZM42 240L46 241L47 243H44V242L42 243ZM1 241H3V242H1ZM87 241L89 242V245H88ZM12 243H13V245H12ZM19 251H20V253H19ZM38 251H39V253H38ZM192 256H195V257H192ZM188 260H189V262H188ZM190 260H191V262H190ZM196 260H197V263H195ZM5 261H6V263H5ZM78 261H80V262H78Z\"/></svg>","mask_w":264,"mask_h":264},{"label":"bare ground","instance_id":"2","mask_svg":"<svg viewBox=\"0 0 264 264\" xmlns=\"http://www.w3.org/2000/svg\"><path fill=\"white\" fill-rule=\"evenodd\" d=\"M1 1H4V0H1ZM1 1H0V3H1ZM13 1V0H12ZM15 1V0H14ZM17 1H19V0H16L15 1V3L17 2ZM26 2H28L29 3V1H27V0H25ZM25 1H24V3H25ZM35 1V0H34ZM41 1H43V0H41ZM53 1V0H52ZM55 1V0H54ZM53 1V2H54ZM59 1V0H58ZM68 1V0H67ZM83 0H80V3L82 2ZM87 1V3H88V0H86ZM90 1V0H89ZM94 0H91L90 2H91V6L93 5L94 6V4L93 3H95V2H93ZM97 1H100V0H97ZM96 1V3L95 4H97L98 2ZM101 1H103V0H101ZM108 1V0H107ZM114 1V4L115 5H118V3L120 2V0H119V2H117V0L115 1V0H113ZM131 1V0H130ZM141 1V0H140ZM143 1V0H142ZM142 1H141V3H142ZM215 1H217V3L219 2L218 0H212V2L214 3ZM5 2V1H4ZM8 2H10V0H8ZM20 2V1H19ZM23 2V1H22ZM37 2V1H36ZM36 2H34V3H36ZM47 2H50V1H47L46 0V3ZM61 2V4L64 2V5H66L65 4V2L66 1H64L63 0V2L62 1H60ZM59 2V3H60ZM69 2V4H71L70 3V1H68ZM72 2V1H71ZM75 2V1H74ZM78 2H79V0H78ZM83 2H85V1H83ZM93 2V3H92ZM106 2V1H105ZM105 2H102L103 3V7H104V3ZM121 2H123V1H121ZM136 2V1H135ZM210 2V1H209ZM6 5H7V0H6ZM30 3H32V1H30ZM38 3H39V1H38ZM41 3H43V2H41ZM54 3H56V1L54 2ZM76 3V2H75ZM75 3H73L72 2V4H75ZM101 3V2H100ZM130 3V2H129ZM133 3V2H132ZM132 3H130V4H132ZM141 3H140V5L138 4L137 5V7H135V5H132V7H130V10H129V12H130V16L131 17H134V18H145V19H148V16L146 15V14H141L140 15V13H142L141 12V10H140V8L142 7L141 6ZM220 3V2H219ZM9 5L11 4V3H8ZM14 4V3H13ZM12 4V5H13ZM17 4V3H16ZM48 4V3H47ZM61 4H59V5H61ZM71 4V5H72ZM77 4V3H76ZM76 4L73 6V7H75L76 6ZM85 4V3H84ZM83 4V5H84ZM110 3H108V5H109ZM129 4V5H130ZM136 4V3H135ZM221 4V3H220ZM1 5V4H0ZM20 6H18L19 7V10L20 11H17V9H15L16 10V12H12L10 9H11V5L10 6H8V7H10L9 8V10L10 11H8L7 9V7L6 8H4L3 6H4V4L2 3V6H0V7H3L7 12H5V13H2L1 11V14H0V20H3V21H6V22H8V23H11L10 25L14 28V31H13V29H12V31H4V29L2 28V27H4L1 23H0V101H1V104H0V112H1V110L3 111V110H5V109H7L8 108V116L6 115V114H4V116L6 117H9L10 116V118H9V120L7 121H5L4 122V120L5 119H7V117L3 120V116L1 115L2 114V112H1V116H2V119L0 118V157L1 158H3L4 160H6L8 163H10V167L8 168V165L9 164H5L3 167H2V165H0V172H2L4 175H6L9 179H11V178H15L16 180L18 179L17 177H18V175H19V177H21L20 179L21 180H26V181H28V182H40L41 184H43V185H48V186H54V185H59L60 183H64V184H67V183H73L75 180L76 181H79V176L81 175V174H83L84 173V171H86L87 169L85 168V167H88L89 168V162H87V161H85V163H81V161L79 160V158L75 155V151L73 150L76 146L75 145H78V143H79V141L81 140V135H80V132L82 133V131L84 132V133H87L88 132V129H89V120H88V114L86 113V110H84L83 108H85L83 105V108H79V106H77V102L75 101V99H74V96H73V92L71 91V89H70V85H68V82H67V78H66V76H69L68 75V73L66 74V76H65V74L63 75L62 73L59 75L58 73V68H59V71H60V69H62V70H64V68H63V64L65 63V62H68L70 59H71V61L72 60H77L78 58H74V59H72L71 57V53H68V51H66L65 50V46L63 45V48H64V51H66L65 53H68V54H66V55H68V56H70V58H69V60L68 61H66L67 60V58H66V60H65V62L64 61H62L63 59H64V57L66 56H64L63 55V53H61L62 54V56H63V58H62V56H61V61H60V59H58L59 57H57L56 56V54H55V56L53 57L51 54H53L55 51H56V48L55 47H57V45H55V47H54V42H52L51 43V41H55L56 39H58V38H56L55 40H52V36H55V35H52L51 34V36H49V32H51V30L53 29V28H51V25H49L50 23L52 24V22L53 21H51V22H49V24L47 25V21L46 20H43L44 22L46 21V25L47 26H50V28H51V30H49V32L47 31L46 32V34L48 35L47 37H51V39H49L50 40V43H48L49 45H53V49H55V51L52 49H50V48H52V46L50 47L49 45H46V47L47 46H49L48 48L51 50V51H53V53H50L51 51H49V53H48V50H46L45 48V46H43V44H42V46L40 45V46H37L38 44L36 43V41H39V39L42 37L43 39H44V41H45V43L47 44V39L45 40V32L44 31H42V32H44V35H43V33H42V35L44 36H41L39 33H37V34H39L40 36H38V35H36V36H38L39 37V39L38 38H35V39H37L36 41H35V43L34 44H36V45H33V43H32V41L29 39V41L25 38V36H26V33H24L25 34V36H24V34H22L21 33V31L19 30V26L22 24V27L24 26V24H26L25 26H28L29 27V24L31 23L30 21H32V22H34V20L36 19H33L32 20V18H31V20L28 22L29 24H27L26 22H24L25 20H23V19H27L26 17H24L23 18V16H24V13L22 14V12H26L27 13V11H25L26 9L24 8V5H22V3L20 2V4H19ZM26 5H28V4H26ZM30 5V4H29ZM28 5V6H29ZM33 5V4H32ZM40 5V4H39ZM44 5H46V4H44ZM58 4H56V6H57ZM64 5H62V6H64ZM82 5V4H81ZM80 5V6H81ZM85 5H87V4H85ZM84 5V7H86ZM88 5H89V3H88ZM111 5V4H110ZM217 5V4H216ZM21 6H23V7H21ZM37 6V5H36ZM41 6H43V5H41ZM40 6V7H41ZM49 6V5H48ZM55 6V7H56ZM79 6V7H80ZM91 6H89V7H86V9H88V8H92ZM97 6L98 5H96V6H94L95 8H96V10H98L97 9ZM107 6V4L105 5V7ZM16 7H17V5H16ZM31 7V6H30ZM34 8H35V5L33 6ZM46 7V6H45ZM51 7V6H50ZM49 7V8H50ZM53 7V6H52ZM61 7V6H60ZM59 7V8H60ZM67 7L69 8V6L67 5ZM77 7V6H76ZM93 7V8H94ZM108 7V6H107ZM106 7V8H107ZM121 7V6H120ZM128 7V6H127ZM13 8V10H14V8L15 7H12ZM37 8H38V10H39V6H37ZM42 8V7H41ZM58 8V7H57ZM64 8H65V6H64ZM64 8H63V10H64ZM83 7L81 6V9H82ZM100 8V7H99ZM110 8V7H109ZM109 8H107V9H109ZM116 8V7H115ZM118 8V7H117ZM29 9V8H28ZM27 9V10H28ZM61 9V8H60ZM73 9V8H72ZM76 9H78V7L76 8ZM81 9L79 10V11H81ZM103 9V8H102ZM120 9H123V7H121ZM14 10V11H15ZM33 10H35V9H33ZM42 10V9H41ZM48 10V9H47ZM46 10V11H47ZM56 10V9H55ZM59 10V9H58ZM62 10V11H63ZM66 10H67V8H66ZM66 10L64 11V12H66ZM83 10V9H82ZM85 10V9H84ZM96 10H93V11H96ZM103 10H105V8L103 9ZM30 13H31V11H32V7L30 8ZM37 11V10H36ZM36 11H34V12H36ZM45 11V9L43 10V12ZM45 11V12H46ZM50 11H52V9L51 10H49V13H47V15L46 16H48V14L50 15V13H52V12H50ZM67 11H70L71 12V10H70V8H69V10H67ZM75 11H77V10H75ZM79 11H77L74 15H77L78 17L80 16V12ZM87 10H85V11H83L84 13L86 12ZM89 11V10H88ZM91 11H92V9L90 10V13H91ZM92 11V12H93ZM99 11H100V9H99ZM98 11V12H99ZM108 11V10H107ZM106 11V12H107ZM113 11V10H112ZM118 11H119V9H118ZM38 12V11H37ZM41 13H42V16L43 15H45L46 13L44 12H42V11H40ZM58 12V11H57ZM72 12H74V11H72ZM109 12H111L110 11V9H109ZM115 12V11H114ZM113 12V13H114ZM128 12V11H127ZM16 13V14H15ZM17 13H18V15H19V17L17 16ZM30 13H28V15H31ZM40 13V14H41ZM56 12H54L53 14L56 16V17H61V16H63V14H61L60 15V11H59V15H56L55 14ZM67 13V12H66ZM79 15H78V14ZM84 13L83 14H81V15H84ZM89 12H87V16L88 15H90V13L88 14ZM112 13V12H111ZM111 13L109 14L110 15V18H112V15H114L113 13H112V15H111ZM117 14H119L118 12H116ZM115 13V14H116ZM13 14L14 15H16L17 16V18H16V16H13ZM39 14V15H40ZM52 14V17H53V19H51V20H54V19H57L56 17H54V15ZM71 14H73V13H71ZM86 14V13H85ZM95 14H96V12H95ZM100 14V13H99ZM98 14V15H99ZM25 15H27V14H25ZM27 15V16H28ZM35 15H36V13H35ZM67 15V14H66ZM91 15H93V16H88V18H92V20H94L93 19V17L95 16V17H97L96 15H94V13L93 14H91ZM107 15V14H106ZM109 15H108V17L106 16V18H109ZM128 15V14H127ZM37 16H38V14H37ZM41 16V15H40ZM40 16H38L37 18H39ZM41 16V17H42ZM68 16H70L69 14H68ZM114 16H116L117 18H119L120 17V15L118 16V15H114ZM114 16H113V18H114ZM123 16V15H122ZM30 17V16H29ZM33 17V16H32ZM45 17V16H44ZM44 17H42L41 19H43ZM51 17V16H50ZM74 16H72V18H73ZM77 17V18H78ZM80 17H82V16H80ZM84 17V16H83ZM127 17V16H126ZM19 18V19H18ZM34 18V17H33ZM46 18H48V17H46ZM64 18V17H63ZM68 17H66V19H67ZM70 18H71V16H70ZM86 17H84V19H85ZM112 18V19H113ZM122 18V17H121ZM125 18V17H124ZM49 19V18H48ZM60 19H62V18H60ZM69 19V18H68ZM73 19H75V18H73ZM73 19H72V21H73ZM78 19H80V18H78ZM77 19V20H78ZM104 19H105V17H104ZM112 19H105L106 21H110V20H112ZM126 19V18H125ZM153 19H154V17H153ZM27 20H29V18L27 19ZM37 20V23H35L34 22V24H40L41 23V20H40V18L39 19H36ZM40 20V23H38V21ZM69 20H71V19H69ZM77 20L75 21V23L77 22ZM83 19L81 18V20L80 21H82ZM114 20H116V18L114 19ZM113 20V22L112 21H110V22H112L111 23V25L113 24V25H115V23H117L118 22V20H120V19H118V20H116V22ZM122 20H124L123 18H122ZM18 21H19V23H20V25H18L19 23H18ZM48 21H50V20H48ZM57 22H59V20H56ZM71 21V22H72ZM80 21H78L79 22V25H80ZM84 21V20H83ZM86 22L85 23H88L89 21H90V19H89V21L87 22V20H85ZM103 21V20H102ZM102 21H101V23H102ZM44 22H43V24H44ZM62 22V21H61ZM65 22H68V21H66L65 20ZM77 22V23H78ZM95 22V21H94ZM100 22V21H99ZM128 22V21H127ZM73 23L74 22H72V24H70V22H69V24L72 26L73 25ZM76 23V24H77ZM90 23V22H89ZM88 23V24H89ZM92 21H91V26L93 27V25H94V23H93V25H92ZM124 23H126V22H124ZM123 23V24H124ZM140 23V22H139ZM42 24V23H41ZM39 25L38 27H39V29H40V26H43V25ZM59 24V23H58ZM66 25H68V23H65ZM100 24V23H99ZM118 24H120V26H121V23H120V21H119V23ZM122 24V25H123ZM31 25H32V23H31ZM53 25V24H52ZM55 25V24H54ZM53 25V26H54ZM75 25V24H74ZM73 25V26H74ZM90 25H87V27H90ZM101 25V24H100ZM105 25V24H104ZM103 25V26H104ZM110 25V24H109ZM111 25L109 26V27H111ZM125 25V24H124ZM129 25H131V24H129ZM143 25V24H142ZM33 26V25H32ZM37 26V25H36ZM45 26V25H44ZM56 26H58L57 24H56ZM56 26H55V29H56ZM61 26V23H60V25H59V27ZM62 26H63V24H62ZM72 26V27H73ZM86 26V24H84V27ZM95 26V25H94ZM99 26V25H98ZM102 26V27H103ZM119 26V25H118ZM119 26V29L121 28ZM126 26V25H125ZM144 26V25H143ZM6 27V26H5ZM21 27V28H22ZM35 26H33V28H34ZM38 27H37V29H38ZM75 27H78L77 25H75ZM83 27V26H82ZM91 27V28H92ZM102 27L101 26H99V27H97V28H101L102 29ZM108 27V29H109V32H110V28ZM128 27H130V26H128ZM128 27H126L127 29H128ZM150 27H151V25H150ZM33 28H31V29H33ZM45 28V27H44ZM47 28V27H46ZM49 28V27H48ZM63 28L64 29H67L66 27H64L63 26ZM62 28V29H63ZM104 28V27H103ZM112 28V27H111ZM117 28L118 27H116V29H115V32H117L118 31V33H119V30H117ZM125 28V27H124ZM132 28V27H131ZM6 29V28H5ZM16 29H18L19 31H16ZM23 29V28H22ZM28 30L29 32H27V33H31L30 31H33V30ZM57 29H58V27H57ZM56 29V30H57ZM69 29H71V27L69 28ZM84 30H85V28H83ZM107 28H105V31H107L106 30ZM113 30H114V28H112ZM127 29H126V31H127ZM153 28H151V30H152ZM24 30H25V28H24ZM34 30H36V29H34ZM61 30V27H60V29L57 31L58 33L59 32H61L60 31ZM73 30V29H72ZM75 30V29H74ZM76 30H77V28H76ZM80 30H81V28H80ZM98 30V29H97ZM112 30V31H113ZM117 30V31H116ZM120 30H122L123 31V29L121 28ZM125 30V29H124ZM130 30V29H129ZM131 30H133V29H131ZM141 30H142V28H141ZM63 32H64V30H62ZM83 31V30H82ZM87 31V30H86ZM89 31V30H88ZM92 30H90L89 32H91ZM93 31H94V28H93ZM111 31V32H112ZM122 31H120V32H122ZM8 32V33H7ZM15 32V33H14ZM22 32H26V31H22ZM36 31H34V33H35ZM39 32H40V30H39ZM52 32H53V30H52ZM67 32L68 31H66V33H65V35L67 34ZM73 32H75V34H76V31H73ZM79 32V31H78ZM77 32V33H78ZM88 32V33H89ZM95 32H97V31H95ZM99 32H101V30H99L96 34L98 35V33ZM102 32H103V30H102ZM131 32V31H130ZM33 33V32H32ZM55 33V32H54ZM70 33V32H69ZM69 33H68V35H69ZM85 33V32H84ZM91 33H93V32H91ZM104 33V32H103ZM103 33H102V35H103ZM107 33V32H106ZM106 33H105V37L107 36L106 35ZM129 33V32H128ZM138 33V32H137ZM36 34V33H35ZM63 34V33H62ZM71 34V38H72V33H70ZM74 34V33H73ZM79 34V33H78ZM81 34V33H80ZM79 34V36H80V39H82L83 37H85V35H87V34H83L84 36L82 37L81 35ZM95 34V35H96ZM101 34V33H100ZM112 34H113V32H112ZM120 34V33H119ZM118 34V35H119ZM118 35H115L114 34V36L116 37H118ZM156 35V34H155ZM28 36V35H27ZM30 36H31V34H30ZM60 36V35H59ZM63 35H61L60 36V38L62 37ZM77 36V35H76ZM79 36H78V39H79ZM88 36V35H87ZM91 37L93 36V34H91L90 35ZM109 36H111L110 34H108V37ZM113 36V37H114ZM129 36H130V33H129ZM149 36V35H148ZM33 37L34 36H32V39H33ZM65 37V36H64ZM67 37V36H66ZM82 37V38H81ZM94 37H96V36H94ZM112 37V36H111ZM111 37L109 38V39H111ZM126 36H124V37H122V39H129L128 37L127 38H125ZM20 38V39H19ZM31 38V37H30ZM42 38L40 39V41L42 40ZM55 38V37H54ZM53 38V39H54ZM59 38V39H60ZM68 38H70L69 36H68ZM73 38H74V35H73ZM99 38H101V40H100V42H98L97 40V38L95 39L98 43V45H97V47L96 46H93L95 49H97V48H101V46H100V44L99 43H103V40L105 41V38L104 37H99ZM102 38H104L103 40H102ZM107 38V37H106ZM120 38H121V36H120ZM177 38V37H176ZM10 39H12V40H10ZM58 39V40H59ZM62 39H64L65 40V38H63L62 37ZM67 39V38H66ZM77 39V42L80 40H78ZM84 39V38H83ZM86 39H88L87 37H86ZM115 39V38H114ZM119 39V38H118ZM121 39V40H122ZM10 40V41H9ZM57 40V41H58ZM68 40V39H67ZM71 40V39H70ZM73 40V39H72ZM72 40L70 41V42H72ZM75 40V39H74ZM93 38H92V40L90 39V41H93V43H94V41H95ZM165 40H166V38H165ZM177 40H178V38H177ZM34 41V40H33ZM60 41H62L63 43H64V41L63 40H60ZM89 41V40H88ZM107 41H108V38H107ZM107 41H105V43H107ZM118 41V40H117ZM139 41V40H138ZM150 41H152V40H150ZM149 41V42H150ZM169 41V40H168ZM41 42H43V40L41 41ZM56 42V41H55ZM61 42V43H62ZM66 43H68V41H65ZM69 42V43H70ZM83 42H85L84 40H83ZM134 42V41H133ZM143 42V41H142ZM159 42V41H158ZM44 43V44H45ZM61 43H60V45H61ZM66 43H64L65 45H66ZM73 43V42H72ZM76 43V40H75V42L73 43V44H75ZM85 43H87V44H89V45H87L88 47L91 45V43H89V42H85ZM85 43L84 44H81V42L79 43V44H81V45H78L77 47H76V49L77 48H79V46H82L83 45V48L85 49L86 47H84V45H85ZM109 43V42H108ZM108 43H107V45H108ZM124 42H122V44H123ZM41 44V43H40ZM56 44V43H55ZM57 44H58V42H57ZM104 44V43H103ZM121 44V43H120ZM130 44V43H129ZM129 44H127L126 43V47H127V45H129ZM131 44H132V42H131ZM136 43H134V45H135ZM140 44H141V42H140ZM150 44V43H149ZM67 45H69V44H67ZM76 45H77V43H76ZM85 45V46H86ZM102 45V44H101ZM105 45V44H104ZM117 45H118V43H117ZM142 45V44H141ZM141 45L139 46V48L138 49H140L141 48ZM188 45V44H187ZM59 46V45H58ZM119 46V45H118ZM125 46V45H124ZM132 46H133V44H132ZM132 46H131V48H132ZM45 47V48H44ZM60 47V46H59ZM58 47V48H59ZM68 47V46H67ZM66 47V48H67ZM87 47V48H88ZM104 47H106V46H104ZM111 47V46H110ZM120 47H122V46H120ZM126 47H125V49H126ZM134 47V46H133ZM137 47H138V45H137ZM137 47L136 48H134V49H137ZM60 48H62V46L60 47ZM63 48H62V50H63ZM68 48H70V50H71V44H70V46L68 47ZM82 48V47H81ZM86 48V49H87ZM92 48V47H91ZM129 48V47H128ZM73 49V48H72ZM76 49L74 50V51H76ZM83 49V50H84ZM85 49V50H86ZM93 49V48H92ZM95 49H93L92 51H91V53L95 50ZM102 49H104V48H102ZM107 49H109L108 48V46H107ZM111 49H112V47H111ZM117 49V48H116ZM122 49H123V51L124 52H127V51H125V49L122 47ZM130 49V48H129ZM61 50V49H60ZM61 50V51H62ZM69 50V49H68ZM78 50V49H77ZM81 50V49H80ZM82 50V51H83ZM87 50H90V48H88ZM99 50V49H98ZM101 50V49H100ZM118 50H119V47H118ZM178 50V49H177ZM58 51H59V49H58ZM81 51V52H82ZM103 51V50H102ZM106 51H110V50H106ZM133 51V50H132ZM57 52V51H56ZM72 52V51H71ZM78 52V51H77ZM96 51H94V53H92V54H95V56L94 57H98V55H96L97 53H95ZM98 52V51H97ZM104 52H105V50H104ZM114 52V51H113ZM121 52V51H120ZM120 52H118V53H120ZM130 53H131V51H129ZM49 55H48V54ZM74 53V52H73ZM84 53V52H83ZM83 53H81V55L80 56H82V55H84ZM115 53H117V51L116 52H114V54ZM117 53V54H118ZM122 53V52H121ZM58 54H60V51H59V53H57V55ZM60 54V55H61ZM101 54H102V52H101ZM101 54H99V55H101ZM105 54V53H104ZM103 54V55H104ZM125 54V53H124ZM127 54H128V52H127ZM126 54V55H127ZM133 54V53H132ZM54 55V54H53ZM74 55V54H73ZM78 55V54H77ZM76 55V56H77ZM86 55H87V52H86ZM102 55V57L104 58H102V60L103 61H105L106 60V58L110 55H112V53L110 54L109 53V55L108 56H106V58L104 57ZM130 55V54H129ZM136 55V54H135ZM59 56V55H58ZM68 56H66V57H68ZM75 56V55H74ZM79 56V55H78ZM91 56H93V55H91ZM118 56V55H117ZM120 56V55H119ZM123 56V55H122ZM167 56V55H166ZM93 57V59H96V58H94ZM99 57H101V56H99ZM114 57V56H113ZM138 57L139 56H136V58L138 59ZM141 57V56H140ZM145 57V56H144ZM83 58H85V57H83ZM87 58V57H86ZM118 58V57H117ZM121 58V57H120ZM58 59V60H57ZM89 59V58H88ZM98 59V58H97ZM96 59V60H97ZM101 59V58H100ZM109 59V58H108ZM107 59V60H108ZM111 59L113 60V58H112V56H111ZM122 59V58H121ZM137 59L135 60V59H133L134 61H136L137 62ZM79 60H81L82 61V58L80 57V59ZM79 60H78V63H81V62H79ZM106 60V61H107ZM114 60H115V57H114ZM118 60H119V58H118ZM85 61H87L88 62V60H85ZM90 61H92L93 62V60H91V57H90ZM100 61V60H99ZM99 61H94L95 63V65H96V62L97 63H99ZM132 61V60H131ZM62 62H64L63 64H62ZM70 62V61H69ZM74 62H76V61H74ZM74 62H73V64H74ZM120 62H121V60H120ZM127 62V61H126ZM142 62V61H141ZM77 63V64H78ZM90 63V62H89ZM88 63V64H89ZM106 63V62H105ZM108 63H110L109 61H108ZM115 63V62H114ZM122 63V62H121ZM129 63V62H128ZM139 63H140V61H139ZM67 63H65L64 64V67L65 68H67L66 69V71L65 72H69V65H66ZM69 64V63H68ZM83 64V63H82ZM81 64V65H82ZM124 65L126 64L125 63V61H124V63H123ZM154 64V63H153ZM76 65V64H75ZM80 65V66H81ZM90 65V64H89ZM101 65V64H100ZM100 65H99V67H100ZM102 65H104V63L102 64ZM101 65V67H103ZM110 65H112V63L110 64ZM119 65H120V63H119ZM123 65V66H124ZM78 66V65H77ZM85 66H86V64H85ZM91 66L93 67L94 65H93V63L91 64ZM96 66H98V64L96 65ZM107 66V65H106ZM126 66V65H125ZM128 66V65H127ZM70 67H71V65H70ZM73 67H76V66H73ZM83 67V66H82ZM81 67V68H82ZM87 67V66H86ZM86 67H85V72L88 70V68H87V70H86ZM89 67V66H88ZM91 67V68H92ZM95 67V66H94ZM100 67V68H101ZM109 67V66H108ZM112 67V66H111ZM165 68L164 69H166L167 67L166 66H164ZM76 68H78V67H76ZM75 68V69H76ZM96 68V67H95ZM104 68V67H103ZM148 68V67H147ZM154 68V67H153ZM5 69V70H4ZM74 69V68H73ZM80 69V68H79ZM107 70L106 72H109L108 71V68H104V70ZM110 69H113V68H110ZM118 69V68H117ZM117 69H116V71H117ZM129 69V68H128ZM162 69V68H161ZM61 70V71H62ZM70 70H72V68H70ZM76 70H78V69H76ZM76 70H75V72H76ZM94 70V69H93ZM99 70V69H98ZM115 70V69H114ZM73 71V70H72ZM82 70H78L77 72H79V74H81L80 72H81ZM95 71H96V73H97V70L95 69ZM94 71V72H95ZM100 71V70H99ZM98 71V72H99ZM101 71H103V69H101ZM167 71V70H166ZM10 73V76H9V74L8 75H6L7 73ZM58 72V73H57ZM85 72H83V73H85ZM106 72L104 73V75L106 74ZM115 72V71H114ZM130 72V71H129ZM157 72V71H156ZM89 73H90V76H87V77H92V76H95V77H97L96 75H98V77L100 76V75H102L103 73H101V72H99L98 74H94V75H92L93 74V71L91 70V71H89ZM89 73H87V75L89 74ZM92 73V74H91ZM101 73V74H100ZM71 74H72V72H71ZM70 74V75H71ZM76 74V73H75ZM100 74V75H99ZM108 74H110V73H108ZM107 74V75H108ZM119 74V73H118ZM73 75H74V73H73ZM92 75V76H91ZM104 75H102V76H100V77H102L103 78V76ZM116 75V74H115ZM7 76H9V77H7ZM84 75H82V77H83ZM109 76V75H108ZM111 76V75H110ZM114 76V75H113ZM117 76V75H116ZM119 76H121V75H119ZM74 77V76H73ZM73 77H70V78H72L73 79ZM81 77V78H82ZM86 77V81H88V83L91 81H95L94 79L93 80H91V78H87ZM94 77V78H95ZM99 77V78H100ZM105 77V76H104ZM129 77V76H128ZM74 78H76V79H74L73 81H75V80H77L78 81V78L77 77H74ZM93 78V77H92ZM101 78V79H102ZM106 78V77H105ZM111 78V77H110ZM113 78V77H112ZM149 80H151L152 81V83L151 84H153L154 85V87H158L157 89H156V91H157V94H158V97H157V99L159 100V102H161L162 103V105H161V107H160V104H159V102L157 103V104H159V106H158V108L157 107H153V108H156V109H153V110H155L156 112L154 113V112H151V109H152V106H151V109H150V111L149 112H151V113H153V115H152V117H151V115H150V113L148 112V115H150V117L151 118H153V119H155V121L154 120H152V122H154L155 124H156V122L158 123L159 122V120H160V122H159V124L161 123L162 124V122H161V119L163 118V117H167L168 115H172L170 112H172L171 111V109H170V111H167L168 112V114L165 112V114H167V115H165L164 114V111H166V109L165 108H163V105H166V106H168L169 107V105H171V107H174L173 105L174 104H176L177 103V101L178 102H180V98L178 97L177 99L175 98V96H176V94H174V92L176 91V88L174 87V86H171L169 83H168V80L167 79H169V78H167V76H160V78H158V80H157V82H154V79L153 78H149V77H147ZM88 79V80H87ZM118 79V78H117ZM178 79V78H177ZM83 80V79H82ZM90 80V81H89ZM98 80H100V79H98L97 78V80L96 81H98ZM110 80V79H109ZM112 81H114L115 82V80L114 79H111ZM86 81H81L82 83H86ZM101 81V80H100ZM103 81V80H102ZM126 81V80H125ZM133 81V80H132ZM173 81V80H172ZM175 81V80H174ZM180 81V80H179ZM90 82V83H91ZM104 82H106V80H104ZM128 82V81H127ZM75 83V82H74ZM73 83V84H74ZM89 83V84H90ZM94 83V82H93ZM101 83V82H100ZM111 83L112 82H110L109 81V86L111 85ZM148 83V86H149V82H147ZM182 83V82H181ZM7 84V85H6ZM76 84V83H75ZM78 84V85H77ZM76 85L78 86V87H80V85H81V83H80V85H79V83H77ZM107 84V83H106ZM116 84H117V82H116ZM150 84V85H151ZM175 84V83H174ZM94 85H95V83H94ZM94 85H92L91 86V84L89 85V87L91 86V87H93ZM99 85L101 86V84H98V82L96 83V85L95 86H98L99 87ZM104 86H102V88H103V90L106 88H108L109 86H105V83L103 84ZM113 85H115V84H113ZM125 85V84H124ZM82 87H83V85H81ZM112 86V85H111ZM111 86H110V88H111ZM119 86V85H118ZM143 86V85H142ZM182 86V85H181ZM76 87V86H75ZM82 87H80V88H82ZM87 87V86H86ZM97 87V88H98ZM105 87V88H104ZM114 87V86H113ZM117 87V86H116ZM150 87V86H149ZM88 88V87H87ZM97 88L95 87V88H93V89H96L95 90V92H96V94L98 93V94H101V92H100V87H99V91L97 92ZM101 88V89H102ZM109 88V89H110ZM122 88V87H121ZM143 88V87H142ZM105 89V90H106ZM115 89H117V88H115L114 87V93L116 92V91H118V92H116V93H119L120 92V89H119V87H118V89L115 91ZM151 89H152V87H151ZM179 89V88H178ZM104 90V92H107L108 91V89L105 91ZM112 90H113V88H112ZM122 90V89H121ZM149 90V89H148ZM143 92H144V96H142L143 98H145L144 100H145V102L146 103H144V101H143V103L144 104H146V105H144V106H146L144 109H146L148 106H150V104H152L153 103V101H152V98H151V96L149 97L148 96V91H145V90H142ZM178 91V90H177ZM91 92V91H90ZM104 92H102V93H104ZM112 92V91H111ZM127 92V91H126ZM108 93V95L109 96H112V97H109L110 98V101H111V98L113 99V97H115L114 95L116 94H111L110 95V93L109 92H107ZM120 94V93H119ZM192 94V93H191ZM91 95V94H90ZM93 95H95V94H93ZM106 95V94H105ZM138 95H139V93H138ZM98 96V95H97ZM96 96V97H97ZM104 96V95H103ZM118 96V95H117ZM122 96V95H121ZM153 96V95H152ZM205 96V95H204ZM102 97V96H101ZM108 97V96H107ZM123 97V96H122ZM130 97V96H129ZM139 99L140 98H142L141 96L139 97V96H137ZM177 97V96H176ZM196 97V96H195ZM117 97H115V99H116ZM125 98V97H124ZM124 98H122L123 99V101H124ZM131 98V97H130ZM129 98V99H130ZM138 98H135V99H138ZM150 98V99H149ZM105 99V98H104ZM118 99L120 100V97L118 96ZM117 99V100H118ZM122 99H121V103H123V101H122ZM156 99V98H155ZM177 101H176V100ZM244 99V98H243ZM108 101H109V99H107ZM126 100H127V102L128 103H126ZM141 101L143 100V99H140ZM190 100V99H189ZM5 101V102H4ZM80 101V100H79ZM109 101V102H110ZM137 102L139 101V100H136ZM140 101V102H141ZM171 101V102H170ZM182 101V100H181ZM198 101V100H197ZM97 102V101H96ZM112 102V101H111ZM9 103V104H8ZM79 103H81V102H79ZM130 104V102L128 101V99H126L125 98V101H124V103L123 104ZM143 103H141L142 105H143ZM140 104V105H141ZM169 104V105H168ZM137 105H138V103H137ZM136 105V106H137ZM187 105V104H186ZM9 106V107H8ZM86 106V105H85ZM130 106H133V104H131ZM177 106H179V103L177 104ZM201 106V105H200ZM160 107V108H159ZM165 107V106H164ZM193 107V106H192ZM134 107H132V109H133ZM150 108V107H149ZM162 108H163V110H162ZM167 108V107H166ZM202 108V107H201ZM203 108H205L204 106H203ZM211 108V107H210ZM139 109L140 108H137V110L139 111ZM174 109H176L175 107H174ZM195 109V108H194ZM200 109V108H199ZM82 110V111H81ZM135 110V109H134ZM152 110V111H153ZM168 110V109H167ZM146 111H148V110H146ZM158 111V112H157ZM187 111V110H186ZM197 111V110H196ZM198 111H200V110H198ZM204 111V110H203ZM122 112V111H121ZM137 112V111H136ZM144 112V111H143ZM209 112V111H208ZM213 112V111H212ZM5 113V112H4ZM91 113V112H90ZM177 113H179V114H181V115H183V114H185L184 112L183 113H181L180 112V110H179V107H178V109H177ZM201 113H203V112H201ZM130 114V113H129ZM140 114V117H141V112L139 113ZM143 114V113H142ZM190 114V113H189ZM200 114V113H199ZM205 114V113H204ZM143 115H146L145 117L143 116ZM142 115V117L143 118H141L142 119V121H143V119L144 118H148V116H147V112L146 113H144ZM165 115V116H164ZM175 115V114H174ZM193 115V114H192ZM191 115V116H192ZM201 115V114H200ZM206 115V114H205ZM129 116V115H128ZM177 116V115H176ZM180 116V115H179ZM178 116V117H179ZM120 117H121V114H120ZM150 117H149V119H150ZM175 117V116H174ZM202 117V116H201ZM92 118V117H91ZM184 120L186 119V121H187V123H188V127L187 128H185V129H181V127H177V128H179L180 129V131H181V133L183 134H181L179 131H177V128H175L176 130V132H178V134L179 135H181V136H183V137H181V138H184V135H185V137H187V138H189V139H191L193 142H194V144H195V146H194V148L193 149H199V150H203L204 152H210L211 151V149H209L208 148V146H207V143H209V141H210V139L212 138V136H213V133L215 132V131H217V132H220L221 130L223 131V128L221 129V128H219V125H218V119L213 115V114H209V117H208V120H207V124H203V123H199L200 121H198V119L195 121V120H193L194 118L193 117H189V118H187V116H185V115H183V117H182ZM181 118V119H182ZM190 118H193V119H190ZM138 119H139V116H138ZM166 119V118H165ZM165 119H162V121H164L165 122ZM175 119H176V117H175ZM196 119V118H195ZM79 120V121H78ZM147 120V119H146ZM167 120V119H166ZM190 120V121H189ZM84 123H83V122ZM91 121V120H90ZM138 121V120H137ZM140 121V122H139ZM139 121H138V123L140 124H142V122H141V120L139 119ZM189 121V122H188ZM93 122V121H92ZM144 123L143 124H145V125H143V129H144V126H146L147 124L145 123V121H143ZM148 122V121H147ZM150 122H151V120H150ZM151 122V123H152ZM169 122H170V120H169ZM184 121H182V123H183ZM149 123V122H148ZM151 123H150V126H148V127H150L151 128ZM166 123V122H165ZM141 124H140V126H141ZM154 124V125H155ZM153 125V123H152V127H154V128H151L152 129V131H150L151 133L153 132L154 133V129H156L157 130V128H155V126ZM166 125V124H165ZM164 125V126H165ZM177 125V124H176ZM178 125H179V123H178ZM185 126L187 125L186 123L184 124ZM121 126V125H120ZM157 126V125H156ZM159 126V125H158ZM163 126V127H164ZM167 126H168V123H167ZM171 126V125H170ZM181 126H183V125H181ZM125 127H127V126H125ZM175 127V126H174ZM146 128V130H147V127H145ZM160 128V127H159ZM182 128H184V127H182ZM86 129H87V131H86ZM140 129V128H139ZM142 129V128H141ZM149 129V128H148ZM150 129V130H151ZM162 128H160V130H161ZM174 129V128H173ZM172 129V130H173ZM159 130V129H158ZM162 130H164V129H162ZM167 130V129H166ZM168 131H169V133L171 134V137L173 136L174 138H176L175 136L176 135H174V133H176L174 130V132L173 131H171V130H169V127H168ZM147 132H148V130H147ZM149 132V133H150ZM162 132V131H161ZM152 133V134H153ZM155 133H157V131L155 132ZM163 133V132H162ZM164 133H166L167 134V132L165 131ZM146 134H148V133H146ZM151 134V138H149V139H154V137L155 136H157V135H152ZM166 134H165V136H166ZM215 134V133H214ZM169 135V134H168ZM220 135V134H219ZM112 136V137H111ZM149 136H150V134H149ZM153 136V137H152ZM160 136V135H159ZM164 136V137H165ZM109 137V139L110 138H115L113 135H109L108 136ZM167 137V136H166ZM172 137V138H173ZM156 138V140L158 139L157 137H155ZM170 138V137H169ZM171 139V140H173V141H175V139ZM178 138V137H177ZM163 139V138H162ZM178 139H180V138H178ZM177 139V140H178ZM148 140V139H147ZM159 140H160V138H159ZM164 140V139H163ZM184 140H185V138H184ZM212 140V139H211ZM215 140V139H214ZM262 139H260L259 140V143H260V141H261ZM114 143H116V140L115 139H113L112 140ZM150 141H154V140H150ZM166 141V140H165ZM168 141H169V139H168ZM181 141H183V140H181ZM181 141H179L178 140V142H181ZM262 141H264V140H262ZM157 143H158V141H156ZM163 142V141H162ZM176 142V141H175ZM174 142V143H175ZM178 142H176V144L178 143ZM184 142V141H183ZM211 142V141H210ZM153 143H155V142H153ZM187 143H188V141H187ZM149 144H150V142H149ZM159 144V143H158ZM157 144V145H158ZM160 144H161V142H160ZM159 144V145H160ZM164 144V143H163ZM166 144V143H165ZM171 144V143H170ZM183 144V143H182ZM257 144V143H256ZM151 145V144H150ZM167 145V144H166ZM183 145H185V143L183 144ZM191 145V144H190ZM252 145V144H251ZM253 145H254V142H253ZM261 145H264V144H261ZM261 145H259V146H261ZM156 146V145H155ZM161 146V145H160ZM163 147H164V149L167 147V146H164V145H162ZM171 145H169V147H170ZM178 146V145H177ZM259 146L257 147V145H256V151L257 150H260L259 149ZM158 147V146H157ZM169 147H167V149H169ZM171 147H173V146H171ZM171 147H170V149H171ZM188 148V147H187ZM221 148V147H220ZM40 149H42V150H40ZM142 149V148H141ZM178 149V148H177ZM176 149V147L174 146V148L172 149V153L173 154H178V152L176 153V151H178L179 149H181V146L179 147V149L177 150ZM190 149V148H189ZM252 148L250 147V149L249 150H247V151H250ZM262 149H264V148H262ZM143 150V149H142ZM162 150V149H161ZM166 150V149H165ZM164 150V151H165ZM173 150H176L175 151V153H174V151ZM188 150V149H187ZM180 151V150H179ZM189 151V150H188ZM187 151V152H188ZM190 151L191 152H194V154H198V153H196L195 151H192L191 149H190ZM252 151H255L254 149H252ZM256 151L255 152H253L251 155H255L254 153H256ZM261 151V150H260ZM260 151L258 152V154L260 153ZM166 152V151H165ZM164 152V153H165ZM218 152H222V151H218ZM225 152V151H224ZM160 153V152H159ZM168 152H166L165 154H167ZM171 153V154H172ZM180 153V152H179ZM233 153V152H232ZM238 153V152H237ZM246 153V152H245ZM248 153V152H247ZM5 154V156H3ZM170 154V153H169ZM169 154H167V155H169ZM180 154H182V153H180ZM189 154V153H188ZM187 153H186V159H187V161L189 162L190 160H188V158H187V155H188ZM194 154H193V156H194ZM200 154V153H199ZM202 154V153H201ZM240 154V153H239ZM249 154V153H248ZM258 154L256 153V155L258 156ZM161 155V154H160ZM174 155V157L173 158H175V159H177V158H179V157H177L176 158V156ZM183 155V154H182ZM182 155H181V157H182ZM191 154H189V156H190ZM217 155V154H216ZM233 155V154H232ZM162 156V155H161ZM163 156H164V154H163ZM170 156V155H169ZM180 156V155H179ZM184 156V157H185ZM188 156V157H189ZM199 155H197V158L196 159H199V157H198ZM213 156V155H212ZM221 156V155H220ZM240 156V155H239ZM256 156V157H257ZM262 156H264V155H261V157H260V155L258 156V157H260L261 158V160H260V162L262 161V160H264V159H262ZM166 157V156H165ZM171 156L170 157H168V158H170V161L171 162H173V163H171L170 161L167 163V161H166V165H168L169 163H171V165L172 164H174V159H173V161L171 160V158H172ZM184 157H182V158H184ZM191 157V156H190ZM189 157V158H190ZM196 157V156H195ZM195 157H193V159H195ZM206 157V156H205ZM209 157V156H208ZM214 157V156H213ZM201 158V157H200ZM212 158V157H211ZM252 158V157H251ZM186 159H184L183 160V163H182V159H180V161H181V163L184 165H180V164H178V169L177 168H175L176 170H174V171H180V170H182V169H180V168H183V170L184 169H186L187 167H185V166H188L189 165V167H190V163L191 162H189V164L187 163V161L185 162V160ZM193 159H191V160H193ZM259 159V158H258ZM163 160V159H162ZM169 160V159H168ZM205 160V159H204ZM217 160V159H216ZM239 160V159H238ZM254 160H256V159H254ZM176 161V160H175ZM179 161V159H178V161H176V162H180ZM196 161H198V160H196ZM195 161V162H196ZM201 161V160H200ZM214 161V160H213ZM224 161H226V160H224ZM242 161V160H241ZM248 161V160H247ZM175 162V163H176ZM193 163H195L194 162V160L192 161ZM228 162V161H227ZM239 162V161H238ZM186 165H185V164ZM193 163H191V164H193ZM200 163H203V162H200ZM205 163V162H204ZM215 163V162H214ZM216 163H217V161H216ZM223 163H225V162H223ZM199 164V163H198ZM207 164V163H206ZM210 164V163H209ZM208 164V165H209ZM220 164V163H219ZM232 164V163H231ZM241 164L242 163H239V165L241 166ZM258 164V163H257ZM261 164V163H260ZM26 165H28V166H30V168L32 169V171L30 172V170L28 171L27 169H26ZM170 165V164H169ZM175 165H177V164H175ZM175 165H173V166H171V167H175ZM182 166V167H180V166ZM197 165V164H196ZM221 165V164H220ZM224 165H227V164H224ZM259 165V164H258ZM24 167V169H23V167ZM195 166V165H194ZM211 166V165H210ZM215 166H217V168L219 167L218 166V164L217 165H214L213 164V167L215 168ZM231 166H234L233 164L231 165ZM243 166V165H242ZM241 166V167H242ZM260 166V165H259ZM19 167H21V169L22 170H20L19 169ZM170 167V166H169ZM170 167V168H171ZM185 167V168H184ZM188 167V168H189ZM206 167V166H205ZM230 167V166H229ZM257 167V166H256ZM157 168V167H156ZM165 168H166V166H165ZM197 170H195V167H194V170L195 171H197V173H196V175H198V172H199V170H198V168L200 169V167H198V165H197ZM202 168V167H201ZM210 168H212V166L210 167ZM209 168V169H210ZM214 168H213V171H214ZM221 168V167H220ZM224 168H225V166H224ZM223 168V169H224ZM261 168H264V166H262ZM260 168V169H261ZM168 169V168H167ZM227 169V168H226ZM230 169V168H229ZM234 169V168H233ZM236 169V168H235ZM183 170H182V172H183ZM190 170V169H189ZM188 170V171H189ZM204 170L205 169H203V171L201 172L202 173V175L204 174L203 172H204ZM225 170V169H224ZM224 170H222L223 172H224ZM249 170H251V169H249ZM258 170V169H257ZM168 171V170H167ZM170 171H172V169L170 170ZM173 171V172H174ZM188 171L186 172L187 173V175L189 174L188 173ZM212 171V170H211ZM211 171H209V172H211ZM212 171V172H213ZM230 171H231V169H230ZM233 171V170H232ZM235 171V170H234ZM151 172V171H150ZM207 172V171H206ZM219 172V171H218ZM229 172V171H228ZM1 173V174H2ZM176 173V172H175ZM174 173V174H175ZM184 173V172H183ZM191 174H192V172H190ZM194 173V172H193ZM200 173V174H201ZM221 173V172H220ZM226 173V172H225ZM235 173V172H234ZM240 173V172H239ZM243 173H244V170H243ZM251 173V172H250ZM256 173V172H255ZM2 174V175H3ZM12 174V175H11ZM170 174H172L171 172H170ZM173 174V175H174ZM190 174V175H191ZM210 174V173H209ZM208 174V175H209ZM215 174H217V173H215ZM229 174V173H228ZM226 175V176H230V175ZM254 174V173H253ZM262 174H264V173H262ZM261 174V175H262ZM2 175H1V177H2ZM176 175L178 176V175H180V173L178 174V172L176 173ZM176 175L175 176H173V177H176ZM184 175V174H183ZM182 174L180 175V176H183ZM190 175H188V176H190ZM193 175H195V173L193 174ZM193 175H191V177H193ZM195 175V176H196ZM201 175V176H202ZM212 175V174H211ZM211 175H210V177H211ZM219 175H222V174H219ZM234 175V174H233ZM232 175V176H233ZM242 175V174H241ZM245 175H246V173H245ZM245 175H243V177L245 176ZM250 175V174H249ZM248 175V176H249ZM259 175V174H258ZM157 176V175H156ZM160 176V175H159ZM170 176V175H169ZM172 176V175H171ZM180 176H178V177H180ZM187 176V177H188ZM194 176V179L196 178V180L198 179L197 178V176L195 177ZM200 176V175H199ZM198 176V177H199ZM224 176V175H223ZM226 176H224V177H226ZM247 176V177H248ZM11 177V178H10ZM165 177V176H164ZM178 177H176L177 178V181H179V180H183V178L182 177H180V178H178ZM184 177V176H183ZM186 177V176H185ZM186 177V178H187ZM191 177H189V178H191ZM208 177V176H207ZM217 177H218V175H217ZM235 177V176H234ZM242 177V178H243ZM25 178V179H24ZM172 178V177H171ZM176 178H175V180H176ZM185 178V180L186 181H188V178L186 179ZM213 178V177H212ZM229 178V177H228ZM233 178V177H232ZM231 178V179H232ZM242 178H239V179H242ZM249 178V177H248ZM247 178V179H248ZM165 179V178H164ZM167 179H169L168 177H167ZM179 179V180H178ZM222 179H224V178H222ZM236 179H237V175H236ZM235 179V180H236ZM256 179V178H255ZM5 180V179H4ZM30 180V181H29ZM158 180H160V178L158 179ZM166 180V179H165ZM172 180H174V178H172L171 179V182L170 183H172L173 184V182H172ZM174 180V181H175ZM211 180V179H210ZM225 181L227 180V177H226V179H224ZM229 180H230V178H229ZM0 181H1V179H0ZM20 181V180H19ZM169 181V180H168ZM184 181V180H183ZM189 181H191L190 179H189ZM195 181V180H194ZM198 181H199V179H198ZM218 181H219V179H218ZM228 181V180H227ZM234 181V180H233ZM240 181V180H239ZM242 181V180H241ZM240 181V182H241ZM244 181V180H243ZM256 181V180H255ZM9 182H11V180H9ZM13 182H14V180H13ZM182 182V181H181ZM192 182V181H191ZM191 182L189 183L188 182V184L190 185L191 184ZM196 182V181H195ZM205 182H206V180H205ZM204 182V183H205ZM211 182V181H210ZM219 182H221V181H219ZM230 182V181H229ZM228 182V183H229ZM250 182V181H249ZM249 182L247 183V184H249ZM257 182V181H256ZM261 182H264V180H262ZM169 183V184H170ZM176 183V182H175ZM179 183H180V181H179ZM179 183H177V184H179ZM187 183V182H186ZM201 183V182H200ZM209 182H207V184H208ZM212 183V182H211ZM214 183V182H213ZM233 183H236V182H233ZM244 182H242V184H243ZM159 186H161V185H163L162 183H160L159 182ZM171 184V185H172ZM199 184V183H198ZM207 184H203V185H207ZM216 184V183H215ZM231 184H232V181H231ZM237 184V183H236ZM236 184L234 185V186H236ZM246 184V183H245ZM259 184V183H258ZM5 185V184H4ZM168 185V184H167ZM179 185H181V184H179ZM178 185V186H179ZM183 185H184V183H183ZM192 185V184H191ZM194 185V184H193ZM197 184L195 183V186H196ZM213 185V184H212ZM211 184H208V186H210V189H211V187L213 188V186H212ZM217 185H218V182H217ZM216 185V186H217ZM233 185V184H232ZM239 185H240V183H239ZM254 185V184H253ZM173 186H175V185H173ZM172 186V187H173ZM215 186V185H214ZM223 186V185H222ZM188 187H190V186H186V190H185V192L186 191H191V189L193 188H195V187H190V189L188 188ZM206 187V186H205ZM220 187H221V184H220ZM219 187V188H220ZM11 188V187H10ZM18 188H20V186L18 187ZM17 188V189H18ZM27 188V187H26ZM30 188H31V186H30ZM34 188H36V186L34 187ZM63 188V187H62ZM149 188V187H148ZM166 188H167V186H166ZM175 188V187H174ZM180 188H181V186H180ZM187 188H188V190H187ZM202 188V187H201ZM204 188V187H203ZM202 188V189H203ZM209 187H207V189L206 190H210V189H208ZM215 188V187H214ZM213 188V189H214ZM224 188V191H223V189H222V194H223V192H225V189L227 188V186H226V188L225 187H223ZM254 188V187H253ZM2 189V188H1ZM37 189V188H36ZM36 189H34V190H36ZM170 189V188H169ZM218 189V188H217ZM233 189H234V187H233ZM257 189V188H256ZM9 190V189H8ZM19 190V189H18ZM25 190L26 189H24L23 188V190H21V188H20V192H22V191H24V192H22V193H25ZM50 191H51V189H49ZM49 190H45L46 192H48ZM63 190V189H62ZM168 190V189H167ZM174 190H176V189H174ZM180 190H182V189H180ZM196 190V189H195ZM204 190V189H203ZM212 190V189H211ZM215 190V189H214ZM227 190V189H226ZM229 190H231V189H229ZM228 190V191H229ZM237 190V189H236ZM250 190V189H249ZM255 190V189H254ZM16 191V190H15ZM27 191V190H26ZM31 191V190H30ZM39 191V190H38ZM42 191H43V188H42ZM54 191V190H53ZM52 191V192H53ZM58 190H56L55 192L56 193H52V194H50L49 195V197H50V199H47V202L49 201V200H51L52 202L54 201H56V203L57 204H59V207H62L63 205V203L65 202V203H67V204H69V203H71V202H73V201H71V199L70 198H67V196L68 197H70V196H72L73 195V193L71 194L70 192H69V190H66V191H68V192H66L67 194L68 193H70L69 195H67V196H64V195H62L63 193L61 192V194H60V192L59 191H61V190H59L58 192H57ZM70 191H72V190H70ZM159 191H161V190H159ZM171 191V190H170ZM200 191H201V189H200ZM200 191H198L197 193H200ZM215 191H217V190H215ZM215 191H211V196L213 195L212 194V192L214 193ZM244 191H245V189H244ZM258 191L260 192V189H258ZM37 192V191H36ZM44 192V191H43ZM64 192V191H63ZM64 192V193H65ZM80 193H81V191H79ZM78 192V193H79ZM165 192H166V190H165ZM172 192V191H171ZM179 192V191H178ZM192 192H193V190H192ZM219 192H221V191H219ZM227 192V191H226ZM226 192L224 193V194H226ZM241 192V191H240ZM19 193V192H18ZM17 193V194H18ZM21 193V194H22ZM28 193V192H27ZM35 193V192H34ZM45 193V192H44ZM43 193V194H44ZM50 193V192H49ZM49 193H47V194H49ZM77 193V194H78ZM177 193V192H176ZM181 193V192H180ZM188 193V192H187ZM194 193H196V192H194ZM203 192H201V196L200 197H203L202 194ZM205 193V192H204ZM216 193H218V192H215V194ZM231 193V192H230ZM230 193L229 192H227V194H229L230 195ZM242 193H243V191H242ZM252 193V192H251ZM254 193V192H253ZM31 194H32V192H31ZM30 194V195H31ZM37 194H38V192H37ZM40 194V195H39ZM38 195L39 196H41V192L39 193ZM76 194V196H80L81 194V196L83 197V193H81L80 195H77ZM160 194V193H159ZM158 194V195H159ZM186 193H184V195H185ZM190 194V193H189ZM205 194H207V193H205ZM249 194V193H248ZM257 194V193H256ZM19 195H20V193H19ZM18 195V196H19ZM25 196H26V194H24ZM29 195V196H30ZM33 195V194H32ZM35 195H36V193H35ZM34 195V196H35ZM45 195V194H44ZM44 195H42V196H44ZM187 195V194H186ZM194 195V194H193ZM210 195V194H209ZM208 194L207 195H204V197L205 196H209ZM221 195V194H220ZM237 195V194H236ZM22 196V195H21ZM20 196V197H21ZM24 196V197H25ZM28 196V195H27ZM26 196V197H27ZM29 196H28V198H29ZM37 196V195H36ZM35 196V197H36ZM48 196V195H47ZM65 197V198H63V197ZM80 196V197H81ZM177 196V195H176ZM179 196V195H178ZM187 196H189V195H187ZM195 196H197L196 194H195ZM232 197H234L233 196V192H232V195H231ZM243 196V195H242ZM245 196H246V194H245ZM249 196V195H248ZM19 197V198H20ZM23 197V198H24ZM25 197V198H26ZM46 196H44V198H45ZM147 197V196H146ZM181 197H184L183 196V194H182V196ZM180 197V198H181ZM199 197V195H198V197L197 198H200ZM212 197H214V196H212ZM216 197V196H215ZM213 198V199H216V198ZM221 197H223V196H221ZM231 197V198H232ZM241 197V196H240ZM239 197V198H240ZM244 197V196H243ZM11 198V197H10ZM15 198H16V196H15ZM31 198H33L32 196L30 197V199ZM38 198V197H37ZM37 198H34V199H32V201L34 200V202H37V204H39L40 202H43V201H41L42 200V198L43 197H41V199H37ZM72 198H73V196H72ZM149 198V197H148ZM161 198V196L159 197V199ZM179 198V197H178ZM188 198H190V197H188ZM187 198V201L188 202H186V199H183L184 200V202H186V203H184V204H187V203H189L190 202V200H191V202H190V204L192 203V198H190V199H188ZM194 198V197H193ZM196 198V197H195ZM217 198H219V197H217ZM231 198L229 199V197H227V199H229L230 200V202H229V200L226 202V203H228V204H230V203H232L233 204V201L231 202ZM234 198H236V197H234ZM233 198V200L235 201V199ZM242 198V197H241ZM85 199V198H84ZM201 199V198H200ZM205 199H207V197L205 198ZM204 199V201H206ZM209 199V198H208ZM223 200H224V198H222ZM225 199H226V197H225ZM19 200V199H18ZM21 200H22V198L20 199V203H22L21 202ZM25 200V199H24ZM147 200V199H146ZM149 200V199H148ZM148 200L146 201V202H148ZM195 200H197V199H195ZM194 200V201H195ZM199 200V199H198ZM197 200V201H198ZM212 199H210L209 201L210 202H212L211 201ZM237 200V199H236ZM246 200H248V199H246ZM262 200H264V199H262ZM31 201V202H32ZM45 201V200H44ZM160 201V200H159ZM181 201V200H180ZM200 201V200H199ZM203 200H201L200 202V205L201 204H203V202H202ZM207 202V203H210V202ZM214 201V200H213ZM217 199L215 200V202H214V204L215 203H217V204H219L218 202L219 201H217ZM241 201H242V199H241ZM240 201V202H241ZM244 201V200H243ZM242 201V202H243ZM257 201V200H256ZM9 202H10V200H9ZM32 203V204H36V203ZM39 202V203H38ZM47 202H44V204L45 203H47ZM50 202V201H49ZM152 202V201H151ZM156 202V201H155ZM171 202V201H170ZM169 202V203H170ZM179 202V201H178ZM224 202V201H223ZM223 202L221 203V204H223ZM237 202H239V200L237 201ZM240 202L239 203H237V204H240ZM248 202H249V200H248ZM254 202V201H253ZM24 203V202H23ZM56 203H53V205L55 204V205H57ZM64 203V204H65ZM82 203H84V201L83 202H81V204ZM144 203V202H143ZM153 203V202H152ZM152 203H150V204H152ZM160 203H162V201H160L159 202V205H162V204H160ZM194 203V202H193ZM193 203H192V205H193ZM205 203V202H204ZM236 203V202H235ZM235 203H234V205H235ZM260 203V202H259ZM15 207H16V205L18 204V202L16 203V201H15ZM29 204H30V201H29ZM49 204V205H48ZM85 204V203H84ZM163 204H165V202L163 201ZM168 204V203H167ZM194 204H197V202L195 201V203ZM206 204V203H205ZM205 204H203V205H205ZM213 204V205H214ZM221 204H220V207H221ZM225 204V203H224ZM232 204H230L231 206H230V208L232 207V210H233V206H232ZM236 204V205H237ZM241 204H243V203H241ZM240 204V205H241ZM245 204V203H244ZM243 204V205H244ZM11 205H12V203H11ZM19 205V204H18ZM21 206H22V204H20ZM47 205H48V208L50 207V203H47ZM53 205H51L52 207L51 208H53ZM54 205V206H55ZM61 205V206H60ZM69 205H71V204H69ZM78 205H80V204H78ZM77 205V207H79ZM141 205V204H140ZM156 205V204H155ZM197 205H199V203L197 204ZM202 205V209L201 210H203V207L205 208V206H203ZM209 204H207V206H208ZM213 205H212V207H211V209L213 210L215 207H213ZM216 205V204H215ZM226 205V204H225ZM225 205H223V206H225ZM239 205V206H240ZM12 206H14V205H12ZM23 206H24V204H23ZM27 206V205H26ZM32 206V205H31ZM73 206V205H72ZM72 206H70V207H72ZM83 206V205H82ZM145 206V205H144ZM153 206V205H152ZM158 206V205H157ZM167 206V205H166ZM166 206H163V207H166ZM182 206V205H181ZM186 206V205H185ZM184 206V207H185ZM206 206V208H208ZM210 206V205H209ZM218 207H219V205H217ZM226 206H228V205H226ZM225 206V207H226ZM244 206H246V204L244 205ZM243 206V207H244ZM18 207V206H17ZM35 207H36V205H35ZM42 207H43V205H42ZM41 207V208H42ZM58 207V208H59ZM74 207H75V205H74ZM80 207H81V205H80ZM79 207V208H80ZM149 207V206H148ZM156 207V206H155ZM175 207V206H174ZM179 207V206H178ZM195 207H197V208H199V207H201V206H193V207H188L189 209L190 208H195ZM217 207V208H218ZM247 207H248V204H247ZM252 207V206H251ZM261 207H264V206H261ZM36 208H38V206L36 207ZM43 208H45V206L43 207ZM48 208H47V210H48ZM62 208H65V206L64 207H62ZM73 208V207H72ZM78 208V209H79ZM141 208V207H140ZM158 208H159V206H158ZM161 208V207H160ZM171 208H173V206L171 207ZM185 208H187V207H185ZM226 208H228V207H226ZM226 208H225V210H222L221 211V209L220 208H218V210L219 211H221L223 214H224V211L226 212L227 210H229L230 208H228L227 210H226ZM240 208V207H239ZM254 208H255V206H254ZM26 209V208H25ZM56 209H57V206H56ZM66 209H69V207H67ZM81 210H82V208H80ZM85 209V208H84ZM84 209H83V211H84ZM157 209V208H156ZM164 209V208H163ZM162 209V210H163ZM174 209V208H173ZM172 209V210H173ZM176 209V211H177V208H175ZM196 209V208H195ZM194 209V210H195ZM222 209H224V208H222ZM235 209V208H234ZM245 209V208H244ZM11 210H13V209H11ZM18 210V209H17ZM20 210H22V209H20ZM30 210H32V209H30ZM29 210V211H30ZM33 210H36V209H34L33 208ZM39 210V209H38ZM38 210H36V212L38 211ZM41 210H43V209H41ZM49 210H52V209H50L49 208ZM48 210V211H49ZM53 210H55V209H53ZM60 211L61 213H62V209L60 210V209H57V211ZM71 210V209H70ZM70 210H68V212L69 213H72V211L74 210H71V212H70ZM80 210V211H81ZM155 210V209H154ZM165 210V209H164ZM169 210V209H168ZM179 210V209H178ZM184 210V209H183ZM194 210H188L187 211V209L185 210V212H183V214L184 213H186V211L187 212H190V211H192L190 214L192 215L193 214V211ZM209 211H210V208L208 209ZM207 210V211H208ZM212 210H211V212H212ZM237 210H238V208H237ZM240 210V209H239ZM238 210V213H240V216H236L238 213H236V210H234V211H231V209H230V211L229 212H234L235 214H229L228 212L226 213V214H229V215H226V216H222L221 215V213L219 214L220 216H221V218H220V220H219V217H218V215L216 216V217H218V219L216 218V219H212V220H218L217 221V224H220V226H224V228L227 230V232L229 233V234H231L232 236H234V237H250V238H252V237H255V231H257V228H254L253 226H255L256 224H255V222L254 221H252L253 219L251 218V216H250V214L248 213V211H246V213H245V210H243V208L241 207V212ZM254 210V209H253ZM10 211V210H9ZM27 211H28V209H27ZM44 211H46V209H44ZM78 211V210H77ZM175 211V210H174ZM182 211V210H181ZM197 211H198V209H197ZM204 211V210H203ZM219 211H216L217 213H219ZM17 212V211H16ZM23 212H25V211H23ZM31 212V211H30ZM33 212V211H32ZM40 212V211H39ZM49 212H51V213H53L52 211H49ZM49 212H47V214H46V212H45V214L46 215H44V216H47L48 215V213ZM60 212H59V214H60ZM86 211H84V213H85ZM159 212V211H158ZM158 212L156 211V215H158ZM165 212H167V211H165ZM169 212V211H168ZM195 213H196V211H194ZM205 212V211H204ZM204 212H202V213H204ZM216 212H212L213 214L214 213H216ZM262 212V211H261ZM12 213H14L15 214V209L13 210V211H11V213H10V218H11V216H13L12 215ZM18 213V212H17ZM16 213V215H18ZM27 212H25V214H26ZM43 213V212H42ZM42 213H41V215H42ZM55 213H58V212H55ZM54 213V214H55ZM64 213H65V209H64ZM68 213V214H69ZM78 213H79V211H78ZM128 213V212H127ZM132 213V212H131ZM161 213V212H160ZM163 213V212H162ZM176 213V212H175ZM179 213V212H178ZM198 213H201V211H200V208H199V212ZM208 213H210V212H208ZM253 213V212H252ZM251 213V214H252ZM8 214H9V212H8ZM23 214V213H22ZM33 214L35 215L36 213H34L33 212ZM40 214V213H39ZM44 214V213H43ZM54 214H52L53 216H54ZM67 214V213H66ZM72 214H73V216H72ZM72 214H70L69 216L71 217H74V214H75V212L74 213H72ZM171 214V213H170ZM177 214V213H176ZM187 214V213H186ZM186 214H184V215H186ZM206 214H207V212H206ZM205 214V215H206ZM212 214V215H213ZM247 214L249 215V216H247ZM258 214V213H257ZM21 215V214H20ZM20 215H19V217H20ZM27 215V214H26ZM30 215V214H29ZM32 216L31 215V217H36V216ZM51 215V216H52ZM58 215V214H57ZM76 215H77V212H76ZM76 215H75V217H76ZM80 215H83V214H81V212H80ZM80 215H78V217L80 216ZM139 215V214H138ZM166 215V214H165ZM172 215V214H171ZM171 215H169V216H171ZM180 215V214H179ZM191 215H190V217H191ZM204 215V214H203ZM207 215H209V214H207ZM206 215V216H207ZM230 215H232V216H234V217H232V216H230ZM256 215V214H255ZM7 216V215H6ZM51 216H49L51 219H52V217ZM85 216V215H84ZM129 216H130V214H129ZM159 216V215H158ZM161 216L162 215H160V218H161ZM188 216V215H187ZM206 216H204V217H206ZM13 217H17V218H15V221H16V219H18L19 217L18 216H13ZM23 217V216H22ZM22 217H20V218H22ZM27 217H29V216H27ZM39 217V216H38ZM42 217V216H41ZM48 217V216H47ZM46 217V218H47ZM58 217V216H57ZM57 217H53L54 219L52 220L53 222H54V220H55V222H57L56 221V219H57ZM62 217H63V213H62ZM125 217V216H124ZM163 217V216H162ZM166 217V216H165ZM164 217V218H165ZM168 217V216H167ZM175 217H177L176 215H174V218ZM180 217V216H179ZM181 217H183V216H181ZM186 217V216H185ZM209 217V216H208ZM212 217V216H211ZM214 218H215V216H213ZM249 217V218H248ZM253 217V216H252ZM256 217V216H255ZM7 218H8V216H7ZM18 219L19 220V222L17 221V222H14V223H16L15 225H18V223H20V221H22L21 219ZM30 218V217H29ZM40 218V217H39ZM45 218V217H44ZM64 218H65V215H64ZM79 218H82V217H79ZM79 218H77V219H79ZM136 218V217H135ZM173 218V219H174ZM192 218H194V216H192ZM257 218H259V220L261 219L260 217H257ZM12 219V218H11ZM35 219V218H34ZM38 219V218H37ZM41 219H43V217L41 218ZM40 219V220H41ZM51 219H49L50 221H51ZM120 219H122V218H120ZM127 219H128V217H127ZM166 220V222H168L167 221V218H165ZM182 219V218H181ZM191 219V218H190ZM195 219V218H194ZM207 219V218H206ZM210 219V218H209ZM8 220H9V218H8ZM28 220V219H27ZM27 220H26V222H27ZM30 220V219H29ZM28 220V222H30ZM48 220V221H49ZM59 220H61V218L59 217ZM66 220V219H65ZM81 220V219H80ZM79 220V221H80ZM125 220V219H124ZM175 220H177V219H175ZM175 220H172L173 222H175ZM178 220H179V218H178ZM177 220V221H178ZM199 220V219H198ZM23 221H24V219H23ZM31 221L33 222V220H32V218H31ZM37 220H35V222H36ZM45 221H47V220H45ZM47 221V222H48ZM49 221V222H50ZM67 221H72L73 222V220H72V218H67ZM76 221V220H75ZM78 221V220H77ZM181 221H183V219L181 220ZM190 221H192V219L190 220ZM202 221V220H201ZM216 221H214V222H216ZM31 222V223H32ZM46 223V224H48L47 225V227L49 226L50 227V225H51V223ZM52 222V223H53ZM123 222H125V221H123ZM179 222H180V220H179ZM211 222V221H210ZM253 223L254 225L252 226V225H250L249 223ZM258 222V221H257ZM22 223V222H21ZM20 223V224H21ZM25 223V222H24ZM34 223V222H33ZM39 223V222H38ZM120 223H122V222H120ZM128 223V222H127ZM169 223V222H168ZM20 224L18 225V227L20 226ZM29 224V223H28ZM35 224V223H34ZM44 224V223H43ZM42 223L40 224V225H43ZM55 224V223H54ZM53 224V225H54ZM71 224H73V223H71ZM70 224V225H71ZM123 224V223H122ZM126 224V223H125ZM170 224H172L171 222H170ZM9 225V224H8ZM37 225V224H36ZM36 225H33V226H35V228L36 227H38V226H36ZM39 225V226H40ZM75 225V224H74ZM76 225H78V224H76ZM94 225V224H93ZM213 225V224H212ZM260 225V224H259ZM27 226H29V225H27ZM32 225L30 224V227H31ZM32 226V229L34 228ZM45 226L46 225H44V227L42 226V229H44L45 228ZM55 227H56V224L54 225ZM53 226V227H54ZM95 226V225H94ZM94 226H93V228H94ZM124 226V225H123ZM127 226V225H126ZM217 226V225H216ZM4 227H6V226H4ZM15 227V226H14ZM25 227H26V225H25ZM47 227L44 229V230H49V229H47ZM48 227V228H49ZM96 227V226H95ZM7 228V227H6ZM11 228V227H10ZM21 228V227H20ZM27 228V227H26ZM41 228V227H40ZM89 228V227H88ZM7 229H9V228H7ZM19 229V228H18ZM30 229V228H29ZM39 229V228H38ZM52 229V228H51ZM51 229H50V231H51ZM119 229H120V226H119ZM130 229V228H129ZM254 229H255V231H254ZM260 229L262 230V229H264V228H262V226L260 227ZM259 229V230H260ZM14 230V229H13ZM26 230V229H25ZM40 230V229H39ZM38 230V231H39ZM84 230H85V228H84ZM92 230V229H91ZM98 230V229H97ZM17 231V230H16ZM20 232H22V228L19 230ZM18 231V232H19ZM27 231V230H26ZM31 231V230H30ZM33 231V230H32ZM34 231H35V229H34ZM47 231H45L44 232V234L46 233L47 234ZM12 232V231H11ZM11 232H9V234L11 233ZM24 232V231H23ZM43 231H41V233H42ZM74 232V231H73ZM86 232H87V230H86ZM90 231L88 230V233H89ZM3 233V232H2ZM1 233V234H2ZM24 233H26V232H24ZM90 233H92V232H90ZM251 233H253V234H251ZM257 233V232H256ZM258 233H260V232H258ZM12 234V233H11ZM17 234V233H16ZM28 234H29V232H28ZM48 234H50V233H48ZM52 234V233H51ZM50 234V235H51ZM76 234H78V233H76ZM83 234H84V232H83ZM3 236H4V234H2ZM24 235V234H23ZM30 235H32V236H34V237H36V239H44V240H46L47 242H48V238L49 237H45V236H43L42 237V235H43V233H42V235L40 234V232H38V233H31V234H29V236ZM249 235H251V236H249ZM261 235V234H260ZM27 236V235H26ZM78 236V235H77ZM262 236H264V235H262ZM12 237V236H11ZM79 237V236H78ZM88 237V236H87ZM3 238V237H2ZM19 238H21V237H19ZM25 237H23V238H21L22 240L24 239ZM31 238V237H30ZM29 238V239H30ZM46 238V239H45ZM259 238V237H258ZM1 239V238H0ZM13 239H14V237H13ZM33 239V238H32ZM81 239H83V238H81ZM9 241H10V239H8ZM12 240V239H11ZM25 240H26V238H25ZM44 240H42V243L44 242V243H47L46 241H44ZM3 241H5V239L3 240ZM3 241H1V242H3ZM13 241V240H12ZM40 241V240H39ZM74 241H75V237H74ZM11 242V241H10ZM88 242V241H87ZM5 243V242H4ZM58 243V242H57ZM64 243V242H63ZM82 243V242H81ZM16 244V243H15ZM12 245H13V243H12ZM88 245H89V242H88ZM0 247H1V245H0ZM40 247V246H39ZM89 247V246H88ZM16 250V249H15ZM1 251V250H0ZM23 252V251H22ZM1 253H2V251H1ZM19 253H20V251H19ZM34 253V252H33ZM38 253H39V251H38ZM95 255V254H94ZM49 257V256H48ZM192 257H195V256H192ZM6 259V258H5ZM41 260V259H40ZM49 260V259H48ZM194 261V260H193ZM78 262H80V261H78ZM188 262H189V260H188ZM190 262H191V260H190ZM5 263H6V261H5ZM195 263H197V260L195 261ZM76 264H77V262H76Z\"/></svg>","mask_w":264,"mask_h":264},{"label":"water","instance_id":"3","mask_svg":"<svg viewBox=\"0 0 264 264\" xmlns=\"http://www.w3.org/2000/svg\"><path fill=\"white\" fill-rule=\"evenodd\" d=\"M174 1H166L169 7L168 12H171V3ZM218 1L222 7L216 8V12L210 13L209 6H211L212 0H187L188 3L184 9H186L187 15H185L189 17V20L182 21L185 25L181 29L185 30L187 40L192 42L190 49L193 47V53L198 55V58L195 57L196 61L208 67L207 72L213 78L210 80L211 86H215L214 90L218 91L222 88L218 87L217 80L224 78V73L230 71L231 66L243 77L251 78L250 81L243 79L244 86L242 85V87H236L239 83L236 86L231 83L232 89L228 86L231 90L238 89L239 96L244 99H239V97L232 99L230 96L231 99L214 105L212 108L214 112L211 113L219 120V128H223V131H215V133L221 134L217 136L222 140L224 138L232 140L236 147L242 149L264 138V0ZM238 7L242 10L241 12L236 10ZM200 10L207 15L205 14L206 21L201 19L202 24L204 23L203 28L197 30V13ZM242 12L243 14H241ZM211 15L220 19L223 27L215 24L219 21ZM163 16L167 19L165 14ZM174 25L175 31H171L166 38H169L172 49L176 47L174 39L177 35H181V25L179 26L177 22ZM176 25L179 27L176 28ZM201 34L204 35L203 39L198 37ZM181 44V49L178 52L188 55L187 45ZM187 64L191 66L192 61ZM260 73L259 80L257 77Z\"/></svg>","mask_w":264,"mask_h":264}]
</instances>
